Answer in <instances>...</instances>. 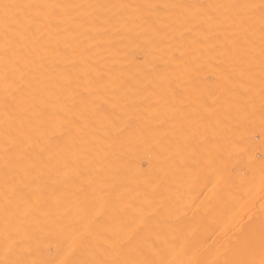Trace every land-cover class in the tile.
Here are the masks:
<instances>
[{"label": "bare ground", "instance_id": "bare-ground-1", "mask_svg": "<svg viewBox=\"0 0 264 264\" xmlns=\"http://www.w3.org/2000/svg\"><path fill=\"white\" fill-rule=\"evenodd\" d=\"M4 1H6V0H4ZM14 1H12V3L15 4L14 5L15 8L13 6V7H11V9H9V7H10L9 2L8 3L5 2L6 4L4 3V5L9 6V7L7 6L4 9H9V10H7V12L12 11L14 13L10 12L11 13V15H10V13H6L4 11L8 16L10 15V17H8V18H11V19H8L9 21H7V19H4V15H5L4 14L3 18L2 17L0 18V21H1L0 22V25H1L0 29L3 30L4 27L7 28L8 26H6L5 24L7 22L9 24V22L11 20L12 21L10 22L9 25L15 24L17 21V16H18V19L21 17L22 20H25L24 16H21V15L22 14L28 15V13H31L28 16L29 21L26 20L27 24H29L30 31L27 30L28 26L26 27L24 24H23L24 26L21 24V25L17 26L19 28L13 29L14 33L12 34L11 33L12 32L11 30L13 27L12 26L10 30L8 28V30L11 33L10 34L11 40L8 38L9 36L8 37L6 36L9 33H7L6 35H3L2 34L3 31H0V33L2 35V38L0 36V52L2 51L1 48H3V51L0 53V55L2 54L0 56V58H2L0 60V62H1L0 67H1V65L3 66V62H4V65L6 63H8V64H6L7 67L5 65V67L0 68V74L2 75L0 77L3 78V80H2L3 82H5V80H4L5 75H6V79L8 77V78H10V80L16 79L15 82L17 80L19 82H22V80L20 81V79H23V78L18 79V77L20 76L19 71L25 70L24 67L25 66L28 67L29 65L28 66L26 64L21 65V68H24V69L23 70L20 69L19 71H18V69L16 70L17 67L15 68V65H17V63H19L18 60H20V59H18L17 60L18 62L16 61L17 62L16 63L15 61L12 62L11 58H10L11 61L8 60L7 58L13 56L12 58H13V60H15L17 55H18L17 52L19 53V51H20V47L17 48L18 51L13 52V53L17 54L16 57L14 58L15 54L11 53L13 50L10 51L11 49L10 50L8 49V45L10 43H14V46H15V43L17 42L16 39H19V41H20V42H17L16 44L21 43L20 37H21V39H24V37H25L24 32H25V34H26V32H30V34H29L30 37H27V35H26L27 40L24 39V41H22V42L23 43H25V41L28 42L29 41L28 38H29L32 41L31 42L32 44H34L36 42L35 43L36 47H34V45L30 44L31 50H32L31 52L33 53V55L31 53H29V55H31V57H29L28 55H25V54H22V55L24 57L28 56V58L29 59L32 58V60L34 57V61H35L34 64L32 62H30L31 60H29V63L33 64L32 67H30V66L29 67H30V69L32 68V70L34 69V71H36V72L34 73L32 70H30V72H28V73L31 74V71L33 72L32 74L34 75V77H32V74H31V77L33 79L38 77L37 78L38 80L35 81L37 86H36V84H34L36 86L35 90L37 91V93H35V92L34 93L37 95L36 96L32 95V96H34V97L38 96L39 99L36 100L37 106H33L34 107L33 108L31 106L32 104L30 102L31 101L33 102L35 100H30L28 103H24L22 100V99H27L26 95L30 92V90L28 89L29 92L28 91L26 92L27 88L25 87L26 89L23 88V90L21 91V92H23L25 90V92L27 93L25 95V98L21 99L22 103L30 104V106H31V110H30V108L28 109V107H27L28 110H26L27 112H24V113L28 114L29 111L30 112L32 111L31 113H29L30 115L28 114L26 116V117H28V119H26L24 115H21V116H23L24 119H26L28 121L31 120L30 123L24 122V123H27L30 125H29V127H27L24 124L25 126H24V128H22V130L20 128H18L17 132L19 131L20 134L19 133L17 134V132H15L16 129L14 131L15 133L12 132L14 130V128H16L13 126L10 127V128L13 127L12 128L13 130H11L12 134L8 131L10 133V135L7 134V130H6V133H5V131H2V132H4V134H7L6 135L7 137H5V139H6L5 141H8V139H9V141L4 142L3 136L2 137L0 136L1 137L0 141L2 140L4 142L3 144L6 143V146L4 148H0V166L2 164L4 166L3 167L4 169L0 167V172L3 170L9 172V169L12 166L13 167L15 166L14 165L16 163L15 161H21L25 158L35 157L38 154V151L44 149L42 147L49 146V145H59L58 141L62 142L66 139V137H68L70 140L66 141L68 139L67 138L65 140L66 142L64 141L63 146L67 147V149L70 150L69 152H72V154L74 156H76V152L79 153L80 150H83L86 153L85 156H82L83 161H82L81 165H83V166H81V167L85 168L84 171H86V176L89 179L87 181L90 182V180L93 179L91 181V184L95 183L98 190L101 189L100 187H101L102 183H104L106 185V187H104L105 189L104 188L102 189L103 191L98 192L97 188L94 189V190H97V191H95V193H97V194H102V193L104 194L106 192L110 193L115 188H117L116 192L119 191L118 193H120L122 190L126 191V193H124V192L121 193V194H124L125 197L127 196V198H126L127 200H125L124 202L130 203L132 205L131 208L134 209L133 214H131L132 211H128V212L126 211L123 213V217H125L127 221H130L131 218H133V217L135 218L137 216V215H135L136 209L143 210L145 208L142 205V203H145V202H148L149 200L151 201L152 199H154V197L152 198V196L154 195L156 190H157L156 193L157 192L162 193L163 189L166 188L167 192H166V190H164L165 191V192L163 191L164 194L162 193V195H165L163 197V201L161 200L162 197H160L159 201H156L157 203L155 202V204L159 203L160 204V205L158 204L159 206H168V204H169L168 207H170L171 203L174 205V204H177L179 202L178 200H181V195L184 194V192L182 193V190H184V188H187V187H183V186H188L189 189H190V187H192V190H195V189L197 190V188L199 189V187L201 188V184H202V187L204 185L207 186V183H208L207 180L212 181V179H209L211 176V173H212L213 178H218V179L222 178L223 179V182L221 184H219L216 187H213V188H215L214 189L215 195L213 196V200H216L218 202L221 201L225 195L229 194V191H228L229 187L237 189V190L242 191V192H245V196H244L243 202L238 207L234 208V210L232 212L233 216H230L228 222L225 224V227L218 230V231H215L213 234L210 235L211 237H208V235H207V237H206V238H208L207 241L208 242L211 241V244H217L219 246L226 247V249H224V250L221 249V250H219V252H217V254H219V256H221L224 259L226 264H264V229H262L263 219H262V216L257 211L253 210L254 206L259 202L260 197L262 195H264V0H31V1H33L32 3L30 0H26L30 3L29 5H31L33 8H31L29 6L30 8L26 7V8H24V10H23V7H25V6L19 7ZM17 2L19 3V5L23 4V2L22 3L20 2V0H17ZM0 3H1V1H0ZM32 4H34V5H32ZM26 6H28V4H26ZM1 8H3V6ZM4 9H2V11L1 10L0 11L3 12ZM17 9H21L20 10L21 15L20 14L18 15ZM34 9L36 12L35 11L33 12ZM13 10H15V11H13ZM34 13H36V14H34ZM13 15L16 16L15 21H13V19H14ZM21 19H20V21H22ZM4 20H6L7 22L5 21L6 22L5 23ZM3 22H4V24L2 25ZM30 25L33 28H31ZM22 27H24V28H22ZM5 31L9 32V31H7V29ZM31 31H36L37 33L33 32L35 34L34 35V34H32ZM17 32H18V34H17ZM20 33L21 34L23 33V34L21 35ZM15 36H17V37H15ZM22 36H24V37H22ZM37 36H38V39L36 38ZM33 39H35V40H33ZM3 40L5 41V44H3L4 43ZM12 40H13V42H11ZM6 41L8 42V44H6ZM36 44H39V45L37 46ZM3 45H5V47L7 45V48H5ZM26 45H27V43H26ZM17 46H20V45H17ZM28 46H29V44H28ZM22 47H23V44H22ZM33 48H35V49H33ZM26 49H28V48H23V50H25V52H27ZM7 50L10 52L6 53L7 55L5 56L4 53L7 52ZM36 53L38 55L40 53V55L37 56ZM8 54H11L12 56H8ZM37 57H38V59H37ZM28 58L25 59V63H27L26 61ZM3 59L6 60V62ZM23 64H24V60H23ZM36 65L38 66V68ZM9 66L11 68H9ZM22 66H24V67H22ZM8 68H9V70H8ZM1 69L2 70L4 69V70L2 71ZM15 70L18 71V73L17 72L14 73ZM21 71H20V74L23 73V72L21 73ZM11 72H13L12 78H11ZM30 74H27V73H26V75L23 74L24 79H26L25 77L29 76ZM13 75H15V78ZM35 75H36V77H35ZM2 78H0V79H2ZM172 79L176 80L175 82L178 81L177 84L179 86L175 84L176 87H179V90L177 89L178 92L175 90V85H174V82L172 81ZM200 79H202V80H200ZM142 80H144V81L149 80V82L154 80V81H152L154 83H155V81H158V82L161 81V82H159L160 84L157 82L155 83L156 85L158 84L157 86L154 85L155 89H156V87L158 89V90H156L157 92H155V89H154V86L152 85V82L148 84ZM186 80H187V83H186ZM106 81L109 83V85ZM117 81H119V82H117ZM124 81H126L127 85H126V83H122L123 85L122 84L121 85L122 86L125 85V87H127V89H126L127 93H123L124 89L119 87V86H121L120 83L124 82ZM127 81L132 82L133 89H135V90L132 89L131 82H127ZM134 81L136 83L139 81V83L142 82V84H144V83L148 84V85L145 84L146 86L143 85L144 89L146 88L145 91H143L144 89L142 88L143 86H141V84L136 85V83H135V85H133ZM162 81L165 83L171 82L174 86H172V84L170 83L171 86L170 85H169L170 87L168 86L170 88L168 91V88H166L167 86H165L164 83H162ZM166 81H169V82H166ZM197 81H198V84H197ZM206 81H208V82H206ZM212 81H214L213 82L214 84L212 83ZM10 82L9 83L6 82V83L10 84L7 87H9L11 90L10 86L14 85L15 83L13 82L14 84H12V82L11 83ZM17 82L15 85H17ZM19 82H18V85H19ZM93 82L96 84L94 85ZM97 82H99V83L97 84ZM101 82L102 83L106 82L107 88ZM227 82L231 83L232 87H228ZM0 83H1V80H0ZM6 83H5V85H4V83L2 84V85H4L3 87H5V89H6V85H7ZM139 83H137V84H139ZM192 83H193V85H191ZM200 83L201 84L204 83L205 87L203 84L201 87ZM150 84L153 86V87H151L152 90L150 89V86H149ZM27 85H28V82H27ZM110 85H111V87H110ZM166 85H168V84H166ZM185 85L188 87V89L190 88V85H191V89L187 90V87ZM206 85H208V86H206ZM93 86H95L96 89ZM112 86H113V88H112ZM116 86L119 87L121 89V91L123 90L122 92H119V93L120 94L122 93L123 96L127 95V97L130 98L131 102H132V98H133L132 96H134V95L140 96L138 94L140 89H143V90H141V92L143 91V93L141 94V92H140V94L143 96L140 98L142 99L144 97L145 101L147 100V98H146L147 94L149 96V93H151L153 91L152 92L153 94L151 93V95H150L151 97L150 96L149 97L154 102L152 103L150 100V103H149V99H150L149 97H148V100L146 102H144V101L141 102V101H139L140 98L136 96L137 97V99L135 97L136 100L133 98V102H135V105L133 102L132 103L128 102L129 104H127V102H126L127 106H125L126 105L125 101H128V99H125L126 98L125 96L121 97L122 94L119 95L118 91H120V90ZM140 86H141V88H140ZM147 86H149V87H147ZM193 86L194 87L198 86V91L200 90L199 91L200 93L198 94L199 97L198 96L192 97L193 95H196L198 93L196 87L194 88ZM108 87L110 88L109 91L107 90ZM128 87L130 88V90L132 89V91H134V92L132 93V91H130ZM137 87H139V88H137ZM172 87H173V89H172ZM182 87H183V89H182ZM192 87H193V89H192ZM206 87H207V89H205V90L201 89V88H206ZM13 88L15 89V86H12V89ZM32 88H31V90H32ZM111 88L112 89H118V90H116L117 93L115 92V90H112ZM164 88H166V90L168 91L167 92L168 94L166 93ZM184 88H186L185 89L186 91L184 90ZM19 89H17V90H19ZM21 89H22V87H21ZM180 89L183 91H180ZM194 89L197 91V93ZM209 89H210V91H209ZM93 90H96V91H93ZM97 90H98L99 94L102 91L101 94L103 97H106L108 94L109 95V96H107L108 100H106V98H103L101 96V94L99 95ZM146 90L148 92L147 94H146ZM190 90L191 91L194 90V91L191 92ZM3 91L6 92L4 90V88H3ZM73 91H76L78 93L73 92ZM92 91L97 92V93H93ZM160 91H162V92H160ZM173 91L175 93H173ZM184 91L186 93H183ZM11 92L12 91H10V93ZM16 92L17 91L15 89V92L13 94H15ZM103 92H105V93H103ZM108 92H111V93H108ZM179 92H180V95L183 93L182 94L183 97L182 96H179L181 98L177 97ZM188 92H189L191 97L188 95ZM32 93H29V94H32ZM70 93L73 95V97H72L73 99L70 97V96H72ZM129 93H132V94H129ZM162 93L163 94L165 93L166 95H168V98H166V95L164 94L165 95L164 96ZM170 93H172V94H170ZM191 93H193V95ZM209 93H212L213 99L210 98L211 94L207 95ZM9 94H7V95L8 96L12 95V93L10 95ZM60 94L63 95L61 97V100L58 99V97L61 96ZM76 94H78V95H76ZM85 94L86 95L88 94L87 98H89V99L83 98V96L86 97ZM104 94H105V96H104ZM154 94H155V96H153ZM159 94L161 95L162 98L160 97ZM202 94L205 96L206 95L210 96L209 101H207L208 98L204 99L205 96L204 97L202 96V98H203V99L201 98L202 102H199L201 100V99L199 100V98L201 97ZM19 95L22 96L24 94H22V93L20 94V91H19ZM91 95L94 96L93 100H96V98L98 97L99 100L101 101V99L103 98L102 103L98 102L99 100H96L95 103H94V101L93 102L90 101L92 99ZM96 95H98V96L96 97ZM117 95H118V97H121V98L120 99L117 98L118 100L114 99V98L113 99L117 100L120 103L116 102V104H114L115 101L112 99V96L116 98ZM174 95H176L175 98H173ZM67 96L69 98H67ZM74 96H75V98H74ZM12 97L13 96H11V98ZM15 97H13V98H15ZM30 97H31V95H30ZM63 97H65L63 100L64 102L62 101ZM153 97L155 99H153ZM163 97H164L165 101L161 100V99H163ZM170 97H171V103L169 101ZM188 97H189V99H188ZM197 97H198V100L196 99ZM18 98H20V97L17 96V99ZM191 98H192V100H191ZM2 99H4V98H2ZM74 99L75 100L77 99V101L79 100L78 102L76 101L77 106H76V103H74L75 108L72 107L73 106L72 100L75 102ZM81 99H82V101H83V99H85L86 101L85 100L84 101L86 102L87 105L85 104L84 101L82 102ZM111 99L114 101V103L112 101L113 104L110 103ZM121 99L124 101H122ZM175 99L176 100L178 99L176 101L177 103L175 102ZM181 99L183 100V102H181L182 101ZM13 100L15 101L16 99H13ZM155 100L157 102H155ZM205 100L207 102L203 103V101H205ZM11 101H12V99H11ZM58 101H60V102L58 103ZM65 101H67V102H65ZM104 101H106L107 105L104 104L105 103ZM160 101H161V103H164V104H161ZM190 101H191V103H194V105L191 106ZM0 102H2V100ZM3 102L6 103L5 100H3ZM36 102H33V103L36 105ZM121 102H123L124 105ZM143 102L146 103L148 105V107L147 106L144 107V104H141ZM147 102L151 106H149V104ZM166 102L170 103V104H167ZM178 102L181 103L180 105H184V104L186 105L188 103V106H190V107L184 105V107H185L184 108L183 106H180ZM12 103L14 104L13 101H12ZM65 103H68L67 105H69V104L70 105L67 106ZM88 103L90 104L91 108L89 107ZM97 103L102 104L104 106L103 107L104 109L101 107L102 105L99 107L97 105ZM154 103H155V106H156V104H158V105L160 104L161 106L162 105L163 106L160 108L157 105L154 108V105H152ZM207 103H209V104L211 103V105H207ZM17 104L20 105L19 102ZM165 104H167V105H165ZM203 104H205V105H203ZM212 104H214V105H212ZM1 105H3V104L1 103ZM64 105H66V106H64ZM142 105L144 108V112H146V114L148 113L147 115H149V116H147L148 118L145 116L146 114L143 112V109H142V112L145 115L142 114V112H141L140 108L142 107ZM177 105H179L180 108H177L178 107ZM131 106L135 110L137 107V110H136L137 113H136V111L134 112V110L133 111L131 109L129 110V108H132ZM139 106H141L139 108L140 110L138 109ZM6 107H9V106H6ZM25 107H26V105H25ZM58 107H60L59 111H58V109H59ZM169 107H171V108H169ZM186 107L191 108V109H188ZM87 108L88 109L90 108L89 112L91 114L87 112V110H88ZM98 108H101L103 110H99ZM145 108H149V109L147 110ZM159 108L161 111H159ZM172 108L173 109L176 108L178 110H175V111L169 110ZM193 108L195 110L200 108L198 110H201V111L200 112L198 110L195 111V110H193ZM204 108L205 109L207 108V109L205 110ZM208 108H209V110H208ZM1 109H3V108H0V110ZM8 109L9 108H7V111H8ZM11 109H12V106H11ZM11 109H9V110H11ZM21 109L19 108V110H18V108H17V110H18L17 112H19ZM67 109L70 111L67 112L68 111ZM91 109H92V111H91ZM96 109H98L99 111ZM152 109H154V110H152ZM162 109H163V111H162ZM182 109L185 111V113L187 111V113H186L187 115L184 113V111ZM3 110H5V109H3ZM210 110L212 112H210ZM101 111H103V112H101ZM126 111H128V113ZM149 111L152 113V115L154 113V115L152 116L151 113H149ZM166 111H168V112H166ZM178 111H180V112H178ZM206 111L208 114H203V112L206 113ZM0 112H2V110ZM17 112L15 113L16 115L11 114L13 116L12 119H14L15 116L17 117ZM98 112H99V114H98ZM158 112H160L162 114H160ZM194 112H196V113H194ZM9 113H11V112L9 111ZM20 113H18L19 114L18 118L20 117ZM32 113H34V114H32ZM60 113H61V115H60ZM105 113H107V114L109 113V114L105 115ZM121 113H122V115L124 113L125 114L127 113L128 115L126 114V117L129 116L130 118L129 117L128 118L131 119L132 122H133V118H132L133 114H134V116H133L134 122L137 121L136 119L139 118V116L141 117V115L145 116V118L142 116V118L144 120L147 119L150 121L145 120V122H143L141 120L142 118L138 119L137 123L135 124V128L134 127L132 128L133 131H135V129H136L135 132H133L131 129H128V127L131 128L130 125L134 126L133 125L134 123L131 124L132 122H130L131 121L130 120L129 121L130 125H128L129 122H127V121L129 119H127L124 116L125 114L123 115L124 118L122 120V124H120L121 123L120 120L122 119V117H121V119H120V117L119 118L117 117L119 120L118 121L119 123H118V125L116 123H114V127H111L112 125H109L110 124L109 122H108L109 124H106L107 122H105L106 121L105 119H106V117L111 116L110 114H113L112 116L116 118V114H117V116H119ZM139 113H141V114H139ZM155 113L158 114L160 117L158 115H156ZM209 113L211 114V116H209L210 115ZM214 113H215V115H214ZM2 114H5V113H2ZM2 114L0 115L1 116L0 121L2 119ZM7 114L8 113H6L3 116L6 117ZM49 114H52V116H54L53 117L54 119H52V116H51V118H50L51 120H48L49 118H47V116ZM72 114L75 116V118H73L71 116ZM75 114L77 116L80 114L78 116L79 118ZM92 114H93V116H91ZM102 114H103V116H102ZM114 114H115V116H114ZM171 114H172V117H171ZM175 114H176V116H175ZM184 114L186 115L185 118H184ZM191 114H193V116ZM194 114H197V116L196 115L194 116ZM201 114H202L203 119L201 118ZM122 115H120V116H122ZM181 115H183V116L179 119V117ZM68 116L71 118L70 121H67L69 118ZM161 116H162V118H161ZM198 116H200V118H198ZM206 116H208L210 118V119L208 118L209 120L206 119V120H208V122L205 120ZM9 117H11V116L9 115ZM23 117H21L19 119H22ZM31 117H32V119H31ZM91 117L94 118V119H92L93 121L91 120ZM113 117H111V118L108 117V118L112 119ZM152 117H155V119L154 118L152 119ZM156 117L158 118L157 120H156ZM164 117L168 118V120H165L166 118H164ZM33 118H35V119L33 120ZM102 118L104 119V121L102 120ZM182 118H184V119H182ZM192 118L194 120H192ZM12 119H9L11 121H9V120H7V121L15 124L16 121L13 122L14 120L12 121ZM19 119L17 120L18 125L20 124ZM65 119H66L67 123H65L66 122ZM124 120H127L125 122H127L128 124L127 123L125 124ZM169 120H171V121H169ZM72 121L73 122L75 121L76 124L70 123ZM141 121H142V123H141ZM167 121L170 124V127H169V124L167 123ZM189 121H190V123H189ZM60 122H62V123H60ZM113 122H115L114 118H113ZM149 122H150V124H151V122H153L155 124L158 123L160 126H158L157 124L156 125H157L158 129L161 128V130L163 127H166L165 125H167L166 129L168 127L170 128V129L168 128L166 131L169 133V130H170V134H169V137L171 136L170 140H169V138H167L168 136L166 137V135L168 133H164V131L166 130L165 128H163V130L164 129L165 130L162 131V134L164 133V135L162 136V134L160 133L161 130L159 131L156 128V125H155V128H153L154 124L152 123L153 125L151 124V126H150ZM181 122H183L185 127L188 126V127H186L188 130L186 128L184 129V126ZM206 122H207V124H204ZM145 123H146V125H145ZM174 123H175V125H174ZM179 123L182 125H180ZM188 123L189 124L193 123L191 125H193L194 127L191 125L189 126ZM7 124H9V123L7 122ZM14 124H11V125H14ZM64 124L65 125L67 124V126H65ZM69 124L70 125L73 124L74 126L72 125L71 127L74 128V130L76 128L78 130L76 129V131H73V129L69 126ZM115 124H116V126H115ZM137 124H139L140 126H138ZM147 124H149V129L147 128L148 127ZM163 124H164V126H163ZM213 124H214V126H213ZM171 125L174 127L172 128ZM196 125L198 128L196 127ZM206 125L208 127L209 126H211V127L208 128V127H206ZM0 126H2V125H0ZM7 126L5 127V129L7 128ZM15 126H17V125H15ZM22 126H20V127H22ZM136 126H138L139 128H137ZM161 126H163V127H161ZM178 126L181 129L180 131H179ZM203 126H204V129H203ZM25 127H26V129L29 128L28 133L30 132V134L26 133L27 131H24ZM60 127H62V128H60ZM108 127L110 128V130L113 128L114 131L112 130V133H114V135H115V136L113 135L114 137L127 135V136H124L126 138L125 141L127 142L128 141L127 138H128L129 141L131 140L130 141L131 144L135 143V145L132 146L131 144H129V141H128L127 146H124V147H126V150L125 151L122 150L125 153V157H126L125 162L129 166V167H127L126 164H124V167L125 166L127 167V168L125 167V169H127L126 175H124V173H125V170L123 169L124 167H122V169L124 170V173L122 172L123 175L121 174V172H119L122 177L126 176V179H124L125 181L123 180L122 182L121 181L119 182L118 178H117L118 182L115 180V178L118 174L115 175V178L113 177L114 179L111 177L112 176L111 175L110 178H112L113 181H112V179H110V183H109V181L106 182L107 181L106 178H109V174L112 173L110 171H113L114 167L116 168L118 166L109 167V163H111V160L108 163V159H106V160L104 159V156L106 157V155H107L106 154L103 156V154H105L104 153L105 150L103 151L102 156H103V159L105 160V163L106 162L108 163L109 168L101 167V165L103 163L101 165L97 164L99 162L100 163L102 162L101 161L102 158L100 155L102 152L101 150H100L101 152L99 155L95 152H92L93 148L91 151H89V147H91V145L94 146L95 150L97 149V148H95L94 144L99 143V142H97V140L99 141V139L101 137V136H99V133L100 134H101V132L103 133L102 130H105L106 128L108 129ZM150 127L152 128V130ZM190 127L191 128L193 127L195 135H196V139L199 137L197 139L198 141H194V142L191 141V139L193 138L192 136L194 135L193 134L194 132H193V129L191 130ZM195 127H196V129H195ZM199 127H200V129H199ZM125 128H127V129H125ZM140 128H143L142 129L143 133H141L142 130H140ZM174 128L175 129L177 128L179 132L177 130L175 131ZM207 128L212 129V130H209V132H207V133H209L208 135L205 132V131H207ZM7 129L9 130V128H7ZM67 129H68V131H67ZM173 129H174V132L177 133L176 134L177 138L175 137V133L173 132ZM231 129H234L233 133H231V131H230ZM47 130H48V133L44 132ZM70 130H72L74 133L71 132ZM129 130H131V131H129ZM185 130H187L188 133H186L187 131L184 132ZM36 131L38 133H36ZM64 131L66 132L65 139H63V137L65 135H63V137H61L62 135L60 134V133H63ZM77 131H79L78 132L79 134L77 133ZM126 131H128V133ZM151 131L153 132V134H151ZM65 132H64V134H65ZM125 132H126V134H125ZM131 132H132L133 136H134V133L137 134V132H138L137 137H135L136 136L135 135L133 138V136L130 135ZM154 132H156V133L154 134ZM191 132H192V135H191ZM196 132H199V134ZM23 133L25 136L22 135ZM31 133H34V134L31 135ZM121 133H123V134H121ZM181 133H185V134H181ZM0 134L2 135L3 133H0ZM72 134H74V135H72ZM156 134L159 136V138H162V140L163 139L164 140L161 141V139H160L161 142L159 143V138L156 136ZM189 134L192 138L189 137ZM200 134H202V135L200 136ZM251 134H255L259 137L258 139H256L257 143H254L253 147L250 150L242 149L240 147L242 145V141ZM26 135L28 138L26 137ZM77 135H78V137H76ZM101 135L103 136V134H101ZM172 135L174 138L172 137ZM182 135H184V136H182ZM185 135H187V137H189V138L185 137ZM205 135H206V137H205ZM212 135L214 136V137H212L214 139L213 140L214 143L213 142L211 143V141H212L211 136ZM8 136H9V138H8ZM10 136H12V137H10ZM20 136L23 138H20ZM178 136H180V138ZM73 137H74V139H73ZM103 137H106V136H103ZM109 137H110V133H109ZM111 137L108 139L109 140L112 139ZM141 137L144 139H142ZM202 137L205 138L206 141L204 139L202 140ZM24 138H26L27 140H25ZM75 138L78 140L76 141ZM148 138L150 140V145H149ZM207 138H210V139H207ZM22 139H24L25 141H22ZM59 139H61V140H59ZM71 139L73 140V142L71 141ZM104 139H106V138H104ZM108 139H106L105 141H107ZM136 139H138L139 141L141 140L142 143L144 142L145 144L146 143L148 144V145L142 144L140 146V147L143 146L144 149L142 148V150L143 151L146 150L145 152H147V153H144L142 151L143 152L142 153L143 158H141L142 155H141V157H137L138 154H136V153H137L138 149H140V151H138V153L141 152V148H138L139 147L138 144L141 143V141L139 142ZM156 139H158V140H156ZM173 139H174V141H173ZM180 139H182V140H180ZM185 139H187V140L190 139L189 143H192V144L194 143V144L191 145V147H190L189 143H187L186 142L187 140H185ZM196 139L194 136L193 140H196ZM199 139H201V140H199ZM13 140L17 141V143L14 142ZM74 140L76 142H74ZM101 140H103V138H101ZM120 140H121V138H120ZM143 140H145V141H143ZM165 140H166V142L164 143ZM167 140H169L170 142ZM183 140H185V141H183ZM207 140H208V142H207ZM2 141H1V143H2ZM114 141H117V140L115 139ZM132 141H135V142L132 143ZM137 141H138V144H137ZM172 141L174 144L172 143ZM111 142H113V139ZM152 142H156V143L154 144ZM206 142L208 145L206 144ZM67 143H69V144H67ZM104 143L107 144L108 141L104 142ZM170 143H172V145ZM181 143H183V144L185 143L184 145H186V143H187L188 146L187 145L186 146L189 149H185L186 146L184 147L183 144H181ZM209 143H210V146H209ZM28 144L34 145V148L26 149V145H28ZM62 144L63 143H61V145ZM117 144L118 143L116 142V145H115L116 147H117ZM13 145H16L15 149H13ZM102 145H103V143L100 144V146H102ZM123 145H124V143H123ZM152 145H155V147L158 145V148L160 145V148H162V149H158V150H161L163 152L160 151L159 153H156V152H158V150L155 151V149H154L155 147H152ZM170 145L173 148V150H175L177 148V151L175 150V152H177L178 154L180 153V155H178V156L176 155V157L175 156L172 157L175 152H173L172 148H170ZM180 145H182L184 147V148L181 147L182 149L181 148L180 149L182 151L181 150L180 151L183 153L185 151H188V152H186L187 155H189L188 157L185 153L183 155V153H181L179 151ZM109 146L112 147L111 144H109ZM136 146L138 149L136 148ZM162 146L164 148L167 146L166 150L167 149L168 150L167 151L164 150V148ZM212 146L215 148V150ZM68 147H70V148H68ZM147 147L149 149L151 148V151L153 153L148 152L150 150L148 149V151H147ZM209 148H211V149H209ZM60 149L63 150L64 148L63 149L60 148ZM100 149H102V147H100ZM104 149H106V148L104 147ZM109 149L111 150V148H109ZM152 149H154V150H152ZM156 149H157V147H156ZM212 149H213V152H212ZM58 150L59 149H57L56 152H58ZM61 150H60V152H61ZM115 150H116L115 151L116 154L118 151H120V149H117V148H115ZM169 150H172V151L170 152ZM49 151L53 152L55 150L52 149ZM97 151L99 153V150H97ZM206 151H208V152H206ZM214 151H216V152H214ZM111 152H113V149ZM164 152L166 153L165 155H163ZM106 153H108V150ZM113 153H112V155H110V157L113 156ZM171 153H173V155ZM189 153L191 155L193 153L194 155H192L190 157ZM197 153L199 154L198 157H197ZM214 153H216L217 156L220 157V161H222V162H220V161L212 162L211 161L210 158L212 155H214ZM61 154H62V152H61ZM63 154H66V153H64V151H63ZM116 154H115V157H116ZM153 154L156 157L155 159H157V160L159 159V161L156 162V161H154V159H152V158H154V156H152ZM160 154L163 155L162 159H161ZM168 154H171L172 156L168 155ZM67 155H71V154L67 153ZM166 155H167V157L170 156L171 158L167 159ZM207 155H208V159H210L209 161H207L208 160ZM107 156H109V155H107ZM118 156H120V155H118ZM121 156H122V154H121ZM138 156H140V154ZM150 156H152V158ZM200 156H201V159L205 156L204 158H206V159L203 160V163H205V164L202 163V160L198 159V158H200ZM1 157L3 159L5 157V159L7 160V164L2 162ZM67 157L71 159V156L70 157L67 156ZM178 157H179V159H178ZM185 157H186V159H185ZM193 157H194V159H193ZM139 158H141V159H139ZM175 158L177 160H175ZM235 158L239 159V161H240V164L237 167H234V165H233V160ZM118 159H120V158H118ZM142 159L146 163V165H145L146 168L144 170L142 169L140 161H139ZM173 160H175L177 162L180 160L179 162L181 164L178 163L179 164L178 165ZM188 160L192 164L198 163L197 165H199V166L194 165L193 166L194 169H193V167H191V165L189 164L190 162ZM198 160H200V161H198ZM160 161L162 163H160ZM206 161H207V163L211 161V164H214V165L209 166V164L208 165L206 164ZM119 162H120V160L118 161V163ZM154 162H156V163H154ZM158 162H159V164H158ZM120 163H119V165H120ZM112 164H113V162H112ZM164 164H165V166H164ZM170 164L171 165L174 164V166H172L174 168L177 165L180 166V167L177 166L179 168V170L176 172V169L170 167L171 166ZM183 164H187L186 167ZM122 165H120V166H122ZM166 165H167V167H166ZM154 166H155V169H153ZM187 166H188V168L189 167L192 168V171L193 170L194 171L191 172V169L188 171H185V169L187 170ZM212 166L214 167L213 170L215 172L214 171L210 172L212 170L210 167H212ZM47 167L48 166L43 167V164L40 166H36V167L33 164L30 166H24V165L18 164L13 169L11 168L12 169L11 171L13 173L9 172L8 175L6 176L7 178L3 177L4 180L2 178L0 179L1 189L5 188V190H6V195H5L4 201L0 202V216L3 214V212L8 214V216L5 217V219L0 221L1 222V224H0V249H2L3 247H7L10 244L16 243L19 240H23V241L28 242V244L26 245V248H25V250H27L26 252L17 253V254H14L12 256L11 262H13L15 264H57L56 263L57 260L55 261L54 258L56 259L57 256L61 255V253H62L58 250L60 243L66 242V240L70 239V237L72 236V233L67 231V230H63V231L61 230L62 232L55 230V226L57 227V224L55 223V216L52 217L51 219H46L44 217V215H46V214H53L59 210V209H57V207H59V205L57 204L58 203L57 200L59 201L58 198L60 197V195L58 193L62 192L61 193V197H62L63 191H66V189H67V186H66L67 181L65 178H61V179H63V181L60 180L62 182V183L60 182L61 183L60 188H59L60 183L57 180L56 181L58 183L57 184L55 183V185L58 188L55 185L49 186V188H47V189L40 187L42 184V182H40L41 180L40 181L37 180L35 178L36 173L34 175L33 172H31V171L36 168V170H37V172H39V174H44L46 172L44 169H46ZM182 167H183V169H181V171H180V168H182ZM205 167L208 168L209 172L207 171V168L203 169ZM97 168L99 171L97 170ZM161 168H163V169L159 170ZM165 168H167V170H165ZM201 168H202V170H204L203 172H202ZM18 169L21 170V172L20 171L19 172H20V175H22V177H28L29 175L30 176H29V178H27V180L19 183L18 185H15L12 182L13 179L14 178L17 179L18 177H21L19 175V173L16 172V170L18 171ZM104 169H105V171L107 170L106 173H104L105 172V171H103ZM118 169L116 168L113 171L114 174L118 172ZM168 169H170L171 172ZM199 169H200V173L197 171ZM58 170L56 172L59 174L60 172H58ZM157 170L159 171L161 176L164 175L163 178L161 176L159 177L160 174L157 173ZM174 170L176 172L174 175L177 174L176 177L173 175ZM182 170L184 171V173H181V172H183ZM195 170H196V172H195ZM160 171H162V173ZM166 171H167V173H166ZM205 171H206V173H205ZM25 172L26 173L28 172L29 174L27 173L28 175H25L26 174ZM100 172H101V174H98ZM145 172L147 173V175L145 174ZM155 172H156V174H155ZM163 172H165L166 175ZM168 172L170 174L169 176L167 175ZM140 173L145 174L144 176L142 175L144 177L143 180H145L144 182L147 183V181H148V183H149V184H146V183L145 184L148 186L151 184V187L153 189L147 188L148 191L145 190L146 185L144 184V182L142 180H140V178L142 177L141 175H139ZM150 173L152 175H148ZM189 173H190V175H189ZM196 173H199V176ZM208 173H209V175H208ZM12 174H16L15 177ZM45 174H47V173H45ZM97 174L99 176H97ZM182 174L183 175L186 174L184 176L185 179L183 178ZM193 174L196 175L197 177H194ZM203 174H204V178H206L205 180L202 177ZM66 175H67V172H66ZM88 175H90V176H88ZM214 175H216V176L214 177ZM55 176H56V174H55ZM102 176H104V177H102ZM137 176H139L140 178ZM147 176H149V177H147ZM165 176L166 177L168 176L169 178L168 177L166 178ZM92 177H94L95 179H96V177H98L97 179H99V180H97V181L100 184L96 183L97 181ZM122 177L121 178L119 177L120 180H122ZM153 177L156 178L157 180L153 179ZM190 177H191V179H190ZM201 177H202V180H199V179H201ZM101 178H103V179L101 180ZM159 178H161V179H159ZM173 178H174V180H173ZM181 178H182V180H181ZM187 178H188L190 183H188ZM59 179H60V177H59ZM64 179H65V181H64ZM104 179H106V181ZM148 179H151V181ZM162 179L164 180V182ZM193 179L199 180V181L197 180V182H196L197 184L193 183V182H195V180H193ZM170 180L171 181L172 180L178 181L179 183L177 182L176 184L180 187V189L177 185L173 184ZM102 181H104V182H102ZM152 181L154 184L151 183ZM158 181H160L162 183H160ZM203 181L204 182L206 181L205 182L206 184H204ZM26 182H28V184ZM64 182H66V183H64ZM169 182L171 185L169 184ZM2 183H3V185H2ZM142 183L144 186L142 185ZM165 183H167V184H165ZM191 183L195 187L193 185L192 186L189 185ZM46 184L48 185V183H46ZM104 184L102 185V187L105 186ZM156 184L160 185V189L158 188L159 186H157ZM162 184H163V186H162ZM179 184L180 185L182 184L183 186H180ZM199 184H200V186H199ZM210 184H213V182H210ZM97 185H99V186H97ZM139 185H141L140 188H139ZM154 185H155V187H154ZM172 185L178 187L179 191H181V192H179V191L175 192L176 187L174 188ZM169 186L171 189L169 188ZM62 187H65V188H62ZM92 187H95V186L91 185V188ZM142 187L144 188V190ZM92 189H91V192L94 191ZM149 189H150V191H149ZM151 189H152V191H151ZM56 190L57 191L59 190L58 193H56L57 192ZM141 190H143V191H141ZM172 190H174V191H172ZM171 191H172V193L175 192L174 193L175 196H173L174 194L172 196L170 194H168V193H171ZM178 193H181V194H178ZM76 194L79 195L80 192L76 193ZM167 194L169 196H171L172 199L171 198L169 199L168 198L169 196H167ZM98 197L100 200L102 199V198H100L102 196L98 195ZM98 197L96 198L97 201L99 200ZM122 197H120L119 199H121ZM88 199L95 200V197L94 196L89 197ZM176 200H177V202H176ZM160 201H161V203H160ZM36 203H38L39 206H37ZM25 204H26V206H25ZM56 204L58 206H56ZM2 205H4V206L2 207ZM20 209H22L23 213L21 215H17L15 210H20ZM171 217H173V216H171ZM176 217L177 216L174 217L175 219L168 217L167 220L163 224H162L163 221L160 223V225L162 224V226L159 230L161 233L166 232L170 236H174L173 240H171L172 243L164 244L161 247L159 245H157V246L154 245V241H155L156 237H159L162 235H160L156 232H152V231L147 233L143 229L144 225L139 226L140 228H142L141 231H131V230L127 231V229L125 230V228L122 227L125 230L124 231L122 228H120L121 230H123V232H125L127 234L129 240L125 246H122L121 248H119V250H120L119 260L118 261L115 260V262H113L112 264H187V259H186L187 257H186L185 252H183V251H184V243L188 242V241L183 240L185 237H184L182 232L176 233L177 231H175L174 225H175V227H177L178 226L177 224L180 223V219H182L179 216L178 217L180 219L178 217L176 219ZM175 220L176 221L178 220V221L175 223ZM182 220H184V219H182ZM10 221H14V222H10ZM136 223L139 224V223H141V221H137ZM11 224H14V225L12 226ZM42 224H45V226H44L45 230L44 231H40ZM89 226H91V225H89ZM91 228H93V230ZM94 228L95 227H90V229H89L90 234H93L96 231V228L95 229ZM121 230H119V232ZM144 234H146V235H144ZM178 234H181V235H178ZM41 236H45L48 239L47 240L48 244H46L45 246H43L41 248H38V247H36V244L38 242L37 240H39L41 238ZM164 242L165 241H162L161 243H164ZM173 245H174V247H172ZM194 247L195 246H194V244H192V240H191V246L188 248H190L189 250L192 251ZM168 253L172 256L170 259L167 258ZM144 255L147 258L143 260ZM153 257H157V258L153 259ZM45 260H47V262L43 263ZM106 263H107V261H106ZM0 264H11V263L5 259V256L3 257V255L1 254L0 255Z\"/></svg>", "mask_w": 264, "mask_h": 264}, {"label": "rangeland", "instance_id": "rangeland-1", "mask_svg": "<svg viewBox=\"0 0 264 264\" xmlns=\"http://www.w3.org/2000/svg\"><path fill=\"white\" fill-rule=\"evenodd\" d=\"M1 1V3H0V10L2 11V9H4V8H6L7 6L6 5H4V3L5 2H9L10 3V7H9V9H11V7H13L15 4L14 3H12V1H14V0H6V1H2V0H0ZM11 1V2H10ZM26 0H20V2L22 3L23 2V4H20L19 5V3L17 2V0H15L14 2L20 7H23V6H25V7H23V10H24V8H26V7H31V8H33L31 5H29L30 3L28 2V1H26ZM31 1V0H30ZM33 1H31V3H32ZM28 4V6H26V4ZM6 4V3H5ZM12 5V6H11ZM16 5V6H17ZM32 5H34V4H32ZM3 6V8H1ZM17 6V7H18ZM16 7V8H17ZM29 7V8H30ZM14 8H15V6H14ZM9 9H4L3 10V12L5 11L6 13H10V12H12V11H9V12H7V10H9ZM13 9V8H12ZM21 9H17V13H18V15L20 14L21 15V11H20ZM31 10V9H30ZM0 11V18L2 17L3 18V15H4V19H7V21H9L8 19H11V18H8V17H10V15H11V13H10V15L8 16L5 12L3 13V12H1ZM13 11H15V10H13ZM27 11V10H26ZM35 11V9L33 10V12ZM24 12V11H23ZM30 12V11H29ZM36 12V11H35ZM2 13V14H1ZM12 13H14V12H12ZM29 14H31V13H28V15H21V16H24V19L25 20H22L21 19V17L18 19V16H17V21H16V25L15 24H12V25H9L10 24V22L12 21H10L9 22V24H8V22L6 21V20H4V22L6 23L5 25L6 26H8L7 28H5L4 27V29L3 30H1L0 29V31H3L2 32V34L3 35H6L7 33H9V34H7L6 36L10 39L11 37H10V34L12 33H14V31H13V29H15V28H19V27H17V26H19V25H25L26 27H27V30L28 31H30V29H29V24H27V21L26 20H28V16H29ZM34 14H36V13H34ZM33 14V15H34ZM31 16V15H30ZM12 17V16H11ZM34 17V16H33ZM13 21H15V18H16V16H14L13 15ZM23 18V17H22ZM27 18V19H26ZM20 19L23 21H20ZM3 20V19H2ZM29 21V20H28ZM33 21V20H32ZM1 22V21H0ZM4 22L2 23V25L4 24ZM18 22V23H17ZM4 25V26H5ZM23 25V26H24ZM1 26V25H0ZM13 26V27H12ZM36 26V25H35ZM11 27H12V32L10 33V29H11ZM30 27H31V25H30ZM8 28H9V30H8ZM22 28H24V27H22ZM31 28H33V27H31ZM35 28V27H34ZM37 28V27H36ZM7 29V31H9V32H6L5 30ZM20 30V29H19ZM18 30V31H19ZM35 30V29H34ZM37 30V29H36ZM24 31V30H23ZM32 32V34H34L36 31H31ZM34 32V33H33ZM28 33V34H27ZM37 33V32H36ZM17 34H18V32H17ZM21 34V33H20ZM23 34V33H22ZM21 34V35H22ZM29 34H30V32H26V34H25V32H24V35H25V37L24 36H22V37H24V39L25 40H27V38H26V35H27V37H30L29 36ZM35 35V34H34ZM0 36H1V38H2V35H1V33H0ZM13 36V35H12ZM15 37H17V36H15ZM14 37V38H15ZM32 38V37H31ZM35 38V37H34ZM37 39H38V36L36 37ZM5 39V38H4ZM24 39H21V37H20V40H21V43L23 44V47H22V44L21 43H18V44H16L17 42H20L19 41V39H16L17 40V42L15 43V46H14V43H10L9 45H8V49L10 50V51H12L11 53L12 54H15V53H13L14 51H18L17 50V48H19L20 47V51L22 52H20L19 51V53L17 52V54H15L14 55V58L16 57V55H17V57H16V59L15 60H13V56L11 55V54H8V56H12V57H9V58H7L8 60H10L11 61V59H12V62H16L18 59H20V60H18L19 61V63H17V65H15V68H16V70L18 69V71L20 70V69H24L25 68V70H23V71H21V73L22 74H20V71H19V75L21 76H19L18 77V79H20V78H23V79H20V81L22 80V82H19L18 80V82H19V85H18V82H17V85H15L16 84V82H15V80L16 79H14V80H10V78H8L7 77V79H6V75H5V77H4V80H5V82H3L2 80H3V78L2 77H0V78H2V79H0L1 80V83L3 82L4 83V85H5V83L6 82H12V84H14V85H12V86H15V89H16V91L18 92H16L15 94H13L14 92H15V89L13 90L12 89V86H10L11 87V90H10V88L9 87H7V86H9L10 84H7L6 85V89H5V87H3L4 85H2L1 83V85H0V101L2 100V102H0V108H3V109H5V110H3V109H1L2 110V112H0V115L2 114V113H8L7 114V116L5 117V116H3V115H5V114H2V119H1V121H0V125H2V126H0V133H3L2 135L0 134V136L2 137L3 136V141L4 142H8L9 141V139H8V141H5L6 139H5V137H7L6 135L8 134V135H10V133H11V130H13L12 128L13 127H16V128H14V130L12 131V132H14L15 131V129H16V131L15 132H17V130H18V128H20L21 130H22V128H24V126L26 125L27 127H29V125L30 124H27V123H30V121L31 120H26V119H28V117H26L29 113H31L30 111H29V113L27 114V113H24V112H27L26 110H28L29 108H30V110H31V106L33 107V106H37V102H36V100L37 99H39V97L37 98V97H34V96H36L37 94H35V93H37V91L35 90V88H36V86H37V84H36V80H38L37 78H35V79H33L32 77H34V75L32 74L33 72L35 73L36 71H34V69L32 70V68L30 69V67H32V65L34 64V57H33V60H32V58L31 59H29L28 58V56L29 57H31V55H29V53H31L32 55H33V53L31 52L32 50H31V46H30V44H32L31 42V40L28 38V40L30 41H25V43H23L22 41H24ZM8 40V39H7ZM11 40V39H10ZM33 40H35V39H33ZM4 41V40H3ZM9 41V40H8ZM11 42H13V40L11 41ZM26 43H27V45H26ZM36 43V42H35ZM35 43L34 44H32V45H34V47H36L35 46ZM3 44H5V41H4V43ZM6 44H8V42L6 41ZM28 44H29V46H28ZM17 45H20V46H17ZM37 46L39 45V44H36ZM4 47H5V45H3ZM25 46V47H24ZM28 46V47H27ZM11 47V48H10ZM30 47V48H29ZM5 48H7V45H6V47ZM23 48H28V49H26V51L27 52H25V50H23ZM2 49V51H3V48H1ZM16 49V50H15ZM33 49H35V48H33ZM40 49V48H39ZM38 49V50H39ZM5 50V49H4ZM29 50V51H28ZM37 50V51H38ZM1 51V52H2ZM10 51H8L7 50V52H3L4 54H5V56L7 55L6 53H9ZM36 51V50H35ZM40 51V50H39ZM0 52V53H1ZM25 52V53H24ZM27 53V54H26ZM38 53V52H37ZM36 53V54H37ZM21 54V55H20ZM22 54H25V55H28V56H23ZM2 55V54H1ZM0 55V56H1ZM39 55H40V53H39ZM38 54H37V56H39ZM21 56H23L22 58L19 57ZM3 57V56H2ZM5 58V57H4ZM11 58V59H10ZM26 58H28L27 59V63H25V59ZM2 58H0V60H1ZM37 59H38V57H37ZM4 60V59H3ZM23 60H24V64H23ZM29 60H31L30 62H32V63H29ZM5 62H6V60H4ZM38 62V61H37ZM1 63V62H0ZM11 63V62H10ZM22 63V64H21ZM39 63V62H38ZM6 64H8V63H6ZM5 64V65H6ZM29 65L28 67H24V66H22V67H24V68H21V65ZM5 65H4V62H3V66L1 65V67L0 68H3V67H5ZM10 65V64H9ZM35 66V65H34ZM33 66V67H34ZM37 66V65H36ZM6 67H7V65H6ZM9 68H11L10 66H9ZM9 68H8V70H9ZM37 68H38V66H37ZM7 69V68H6ZM28 69V70H27ZM2 70V69H1ZM4 70V69H3ZM2 70V71H3ZM14 71V73L15 72H17L18 73V71ZM30 70H32L31 71V74H32V77H31V74L30 73H28V72H30ZM12 71V70H11ZM5 72V71H4ZM12 73L13 72H11V78H12ZM26 73L27 74H30L29 76H26L25 78L26 79H24V75H26ZM5 74V73H4ZM10 74V73H9ZM24 74V75H23ZM8 75V74H7ZM0 76H2L1 74H0ZM14 76V78H15V75H13ZM35 77H36V75H35ZM31 78V79H30ZM184 79V78H183ZM188 79V78H187ZM199 79V78H198ZM197 79V80H198ZM10 80V81H9ZM29 80V81H28ZM32 80V81H31ZM185 80V79H184ZM190 80V79H189ZM195 80V79H194ZM200 80H202V79H200ZM31 81V82H30ZM35 83H34V82ZM141 81V80H140ZM142 81H144V80H142ZM148 81V82H147ZM152 81H154V80H152ZM152 81H150L149 82V80H146V81H144V82H146V83H151ZM172 81L174 82V85L176 84V85H178L177 84V82H175L176 80H173L172 79ZM180 81V80H179ZM182 81V80H181ZM204 81V80H203ZM211 81V80H210ZM209 81V82H210ZM10 82V83H11ZM14 82V83H13ZM27 82H28V85L30 86H28L27 85ZM107 82V81H106ZM102 83V84H104L105 86H106V84L108 83ZM117 82H119V81H117ZM127 82H131V81H127ZM159 83V82H161V81H155V83ZM166 82H169V81H166ZM195 82V81H194ZM193 82V83H194ZM206 82H208V81H206ZM214 81H212V83H213ZM99 82H97V84H98ZM122 83H126V81H124V82H121L120 83V85L122 84ZM135 81H134V84L133 85H135ZM137 83H139V81L137 82ZM136 83V85H140L141 84V86H146V85H148V84H146V83H144V84H142V82H140L139 84H137ZM154 82H152V85L154 86V85H156L155 83L153 84ZM162 83H164V85L165 86H167L166 88H168V91H169V87L171 86V84L170 83H165V82H163L162 81ZM180 83V82H179ZM184 83V82H183ZM186 83H187V80H186ZM190 83V82H189ZM188 83V84H189ZM193 83L191 84V85H193ZM211 83V82H210ZM26 86H25V85ZM34 84H36V86L34 85ZM93 84L95 85L96 83H94L93 82ZM113 84V83H112ZM118 84V83H117ZM116 84V85H117ZM130 84V83H129ZM146 84V85H145ZM160 84V83H159ZM166 84H168V85H166ZM195 84V83H194ZM197 84H198V81H197ZM201 84V83H200ZM203 85H204V83H202ZM202 84H201V87H202ZM214 84V83H213ZM108 85H109V83H108ZM123 85V84H122ZM119 86V87H121V88H123L124 89V91H123V93H127L126 91V89H127V87H125V85L124 86ZM126 85H127V83H126ZM151 84L149 85L150 86V89L152 90V88L151 87H153ZM158 85V84H157ZM156 85V86H157ZM162 85V84H161ZM170 85V86H169ZM173 84H172V86H174ZM176 85H175V90L178 92V90H179V87H176ZM181 85V84H180ZM191 85H190V88L189 89H191ZM209 85V84H208ZM208 85H206V86H208ZM28 86V87H27ZM114 86V85H113ZM113 86H112V88H113ZM141 86H140V88H141ZM144 86L142 87L143 89H144ZM149 86H147V87H149ZM163 86V85H162ZM169 86V87H168ZM179 86V85H178ZM186 86V85H185ZM227 86L228 87H232V85H231V83H229V82H227ZM2 87V88H1ZM18 87V88H17ZM21 87H22V89H21ZM27 89H26V88ZM33 87V88H32ZM93 87H95V86H93ZM110 87H111V85H110ZM115 87V86H114ZM117 87V86H116ZM119 87H117L120 91H118V93L119 92H122L121 91V89L119 88ZM125 87V88H124ZM131 87H132V89H133V86H132V82H131ZM187 87V86H186ZM194 87V86H193ZM193 87H192V89H193ZM196 87V86H195ZM194 87V88H195ZM204 87H205V85H204ZM3 88H4V90L6 91V92H4L3 91ZM20 88V89H19ZM23 88L24 89H26V92L28 91L29 92V90H30V92L29 93H32V94H27L26 92H25V90L23 91V92H21L22 90H23ZM31 88H32V90H31ZM106 88H107V86H106ZM111 88V89H112ZM129 88V87H128ZM135 88V87H134ZM137 88H139V87H137ZM166 88H164L165 89V91H166V93L168 92L167 90H166ZM8 89V90H7ZM17 89H19V90H17ZM29 89V90H28ZM34 89V90H33ZM94 89V88H93ZM95 89H96V87H95ZM100 89V88H99ZM109 87H108V91H109ZM118 89H112V90H115V92H116V90H118ZM132 89L130 90V88H129V90L130 91H132ZM143 89H140L139 90V95L140 96H138V95H134V96H132L134 99H135V97L137 96V97H142L143 95H141L142 93H143V91H145V89L143 90ZM154 89H155V86H154ZM153 89V90H154ZM163 89V88H162ZM172 89H173V87H172ZM178 89V90H177ZM182 89H183V87H182ZM186 88H184V90H185ZM188 89V87H187V90H189ZM196 89H197V91H198V86L196 87ZM201 89H207V87L206 88H201ZM211 89V88H210ZM210 89H209V91H210ZM213 89V88H212ZM104 90V89H103ZM106 90V89H105ZM106 90V91H107ZM133 90H135V89H133ZM141 90H143L142 92H141ZM148 90V89H147ZM147 90H146V94L148 93L147 92ZM150 90V91H151ZM156 90H158L157 89V87H156V89H155V92H157ZM161 90V89H160ZM195 90V89H194ZM194 90H192V91H194ZM10 91H12L11 93H12V95H10L11 93H10ZM19 91H20V94L22 93V94H24V95H22V96H20L19 95ZM32 91V92H31ZM77 91V90H76ZM76 91H73V92H76ZM93 91H96V90H93ZM92 91V92H93ZM100 91V90H99ZM129 91V92H130ZM149 91V92H150ZM180 91H183V90H181L180 89ZM186 91V90H185ZM183 92V93H186V92ZM191 91V90H190ZM189 91V92H190ZM191 91V92H192ZM196 91V90H195ZM197 91H196V93H197ZM200 91V90H199ZM198 91V93L196 94V95H193V93H191L193 96L192 97H196V96H198L199 97V92ZM207 91V90H206ZM35 92V93H34ZM91 92V93H92ZM97 92H98V90H97ZM97 92H93V93H97ZM102 92V91H101ZM101 92H100V94H101ZM134 91H132V93H133ZM137 92V91H136ZM140 92H141V94H140ZM153 92V91H152ZM151 92V93H152ZM160 92H162V91H160ZM189 92H188V95L190 96V94H189ZM6 95H5V94ZM10 93V94H9ZM76 93H78V92H76ZM103 93H105V92H103ZM107 93V92H106ZM108 93H111V92H108ZM117 93V92H116ZM132 93H129V94H132ZM151 93H149V96L151 95ZM173 93H175L174 91H173ZM182 93V94H183ZM202 93V92H201ZM7 94H9L10 96H8ZM27 94V95H26ZM71 94V93H70ZM75 94V93H74ZM90 94V93H89ZM98 94H99V92H98ZM99 94V95H100ZM122 94V93H121ZM120 93H119V95H121ZM135 94V93H134ZM153 94V93H152ZM163 94V93H162ZM165 94V93H164ZM163 94V95H164ZM168 94V93H167ZM170 94H172V93H170ZM169 94V95H170ZM182 94L180 95V92H179V94H178V96L177 97H179V96H182ZM205 94V93H204ZM211 94V97L210 96H207V95H210ZM5 95V96H4ZM25 95L27 96L26 98L27 99H22V98H25ZM30 95H31V97H30ZM32 95H34V96H32ZM61 95V94H60ZM72 95V94H71ZM76 95H78V94H76ZM81 95V94H80ZM79 95V96H80ZM86 95V94H85ZM93 95V94H92ZM91 95V96H92ZM111 95V94H110ZM115 95V94H114ZM113 95V96H114ZM145 95V94H144ZM160 95V94H159ZM166 95V94H165ZM164 95V96H165ZM206 96L205 95H201V97L199 98V100L202 98V96L204 97L205 96V98L204 99H207L208 98V100L207 101H209V99L210 98H212V93H209V94H207ZM11 96H13V97H15V98H11ZM17 96L18 97H20V98H18L17 99ZM63 95H61L60 97H58V99H60L61 100V97H62ZM70 96V95H69ZM82 96V95H81ZM87 96H88V94L86 95V97L85 96H83V98H87ZM98 95H96V97H97ZM101 96H102V94H101ZM104 96H105V94H104ZM107 96H109L108 94H107ZM107 96L106 97H103V98H106V100H108V98H107ZM112 96V99L114 98V99H120L122 96H123V94L121 95V97H118V95L116 96V98L115 97H113ZM125 96V95H124ZM123 96V97H124ZM148 94H147V100H148ZM153 96H155V94L153 95ZM175 96L176 95H174V97L173 98H175ZM29 97V98H28ZM71 98L73 97V95L72 96H70ZM94 96H92V99L90 100V101H94V103H95V101L96 100H99V98L97 97L96 98V100H93L94 98H93ZM126 98L125 99H128V101H125V104H126V102H127V104H129L128 102H130V103H132L133 102V98H132V102H131V100H130V98L129 97H127V95L125 96ZM137 97H136V99H137ZM151 97V96H150ZM149 97V98H150ZM158 97V96H157ZM160 97H161V95H160ZM183 97V96H182ZM191 97V96H190ZM198 97L196 98L197 100H198ZM210 97V98H209ZM2 98H4V99H2ZM34 98V99H33ZM64 98L65 97H63V99H62V101L64 100ZM67 98H69L68 96H67ZM66 98V99H67ZM74 98H75V96H74ZM103 98L101 99V101L99 100L98 102H101L102 103V101H103ZM111 98V97H110ZM109 98V99H110ZM162 98V97H161ZM166 98H168V95H166ZM165 98V99H166ZM179 98H181V97H179ZM178 98V99H179ZM185 98V97H184ZM10 99V100H9ZM11 99H12V101L14 102V104L12 103V101H11ZM13 99H16L15 101L13 100ZM21 99L23 100V102L24 103H28L30 100H35V101H33V102H36V105L31 101L30 103L32 104L31 106H30V104H24V103H22V101H21ZM65 99V100H66ZM73 99V98H72ZM85 99H83V101L85 100ZM87 99H89V98H87ZM111 99V102L110 103H112V101L114 100H112ZM117 99V100H118ZM124 99V98H123ZM135 99V100H136ZM145 98L143 97L142 99L140 98V100L139 101H144V102H146L145 100H144ZM153 99H155L154 97H153ZM177 99V100H178ZM188 99H189V97H188ZM195 99V98H194ZM203 99V98H202ZM202 99L199 101V102H202ZM213 99V98H212ZM3 100H5L6 101V103L5 102H3ZM20 100V101H19ZM26 102H25V101ZM71 100V99H70ZM75 100V99H74ZM117 100H114L115 101V103H114V101H113V103L114 104H116V102H118ZM122 100V99H121ZM130 100V101H129ZM150 100H151V98L149 99V103H150ZM160 100V99H159ZM158 100V101H159ZM161 100H164V97H163V99H161ZM176 99H175V102L177 101ZM182 100V99H181ZM191 100H192V98H191ZM61 101V102H62ZM76 101H77V99L75 100V102L72 100V103H73V106L72 107H74L75 106V104L74 103H76ZM79 101V100H78ZM77 101V102H78ZM81 101H82V99H81ZM82 101V102H83ZM86 101V100H85ZM84 101V102H85ZM88 101V100H87ZM122 101H124V100H122ZM165 101V100H164ZM169 101H170V103H171V97H170V99H169ZM180 101V100H179ZM206 100L205 101H203V103L204 102H207ZM212 101V100H211ZM20 103V105H18L17 103ZM60 101H58V103H59ZM64 102V101H63ZM65 102H67V101H65ZM89 102V101H88ZM105 102V103H104ZM103 103L105 104V105H107V103H106V101H104ZM109 102V101H108ZM141 103V104H144V107L145 106H147L148 107V105L146 104V103ZM151 102L153 103L154 101H152L151 100ZM155 102H157L156 100H155ZM174 102V103H175ZM181 102H183V100L181 101ZM187 102V101H186ZM193 102V101H192ZM1 103L4 105H1ZM5 103V104H4ZM23 105H22V104ZM90 103V102H89ZM88 103V105H89V107H90V104ZM112 103V104H113ZM118 103H120V102H118ZM122 104H123V102H121ZM134 103V105H135V102H133ZM138 103V102H137ZM148 103V102H147ZM148 103V104H149ZM160 103H161V101H160ZM167 103V102H166ZM170 103H167V104H170ZM177 103V102H176ZM175 103V104H176ZM179 103V105L181 104L180 102H178ZM197 103V102H196ZM17 104V105H16ZM66 105L68 104V103H65ZM79 104V103H78ZM82 104V103H81ZM85 104H86V102H85ZM84 104V105H85ZM127 104L125 105V106H127ZM161 104H164V103H161ZM167 104H165V105H167ZM173 104V103H172ZM190 104H191V106L192 105H194V103H191V101H190ZM202 104V103H201ZM15 105V106H14ZM22 105V106H21ZM25 105H26V107H25ZM66 105H64V106H66ZM70 105V104H69ZM69 105H67V106H69ZM80 105V104H79ZM87 105V104H86ZM85 105V106H86ZM97 105L100 107L102 104H98L97 103ZM109 105V104H108ZM124 105V104H123ZM138 105V104H137ZM136 105V106H137ZM152 105H154V108L158 105V104H156V106H155V103L154 104H152ZM179 105H177L178 107L177 108H180L179 107ZM185 105V104H184ZM184 105H180V106H183L184 107ZM196 105V104H195ZM203 105H205V104H203ZM202 105V106H203ZM207 105H211V103L209 104V103H207ZM212 105H214V104H212ZM6 106H9V107H6ZM11 106H12V109H11ZM17 106V107H16ZM61 106V105H60ZM76 106H77V103H76ZM82 106V105H81ZM84 106V107H85ZM96 106V105H95ZM149 106H151L150 104H149ZM160 108L163 106H161L160 104L158 105ZM173 106V105H172ZM176 106V105H175ZM174 106V107H175ZM185 106H188V103L185 105ZM197 106V105H196ZM6 107V108H5ZM25 107V108H24ZM27 107H28V109H27ZM63 107V106H62ZM102 108L104 107L103 105L101 106ZM132 107V106H131ZM141 106H139L138 107V109L140 108ZM166 107V106H165ZM188 107H190V106H188ZM188 107H186V108H188ZM213 107V106H212ZM7 108H9V109H11V110H9L8 109V111H7ZM17 108H18V110H19V108L21 109L19 112H17L18 110H17ZM34 108V107H33ZM59 109H58V111L60 110V107H58ZM75 108V107H74ZM73 108V109H74ZM91 108V107H90ZM89 108V109H90ZM95 108V107H94ZM150 108V107H149ZM149 108H145V109H149ZM160 108H159V111H161L160 110ZM169 108H171V107H169ZM182 108V107H181ZM185 108V107H184ZM183 108V109H184ZM201 108V107H200ZM200 108H198V109H200ZM82 109V108H81ZM88 109V108H87ZM86 109V110H87ZM89 109L87 110V112L88 113H90L89 112ZM99 110H103V109H101V108H98ZM98 109H96V110H98ZM134 110V112L137 110V107H136V110L135 109H133V107L132 108H129V110ZM141 109V112H142V109H143V112H144V108H143V105H142V107L140 108ZM139 109V110H140ZM158 109V108H157ZM166 109V108H165ZM164 109V110H165ZM182 109V110H183ZM188 109H191V108H188ZM197 109V110H198ZM205 109V108H204ZM207 109V108H206ZM205 109V110H206ZM0 110V111H1ZM33 110V109H32ZM68 110V109H67ZM72 110V109H71ZM95 110V109H94ZM98 110V111H99ZM146 110V111H147ZM152 110H154V109H152ZM156 110V109H155ZM169 110H178V109H169ZM168 110V111H169ZM181 110V111H182ZM187 110V109H186ZM193 110H195L194 108H193ZM197 110H195V111H197ZM203 110V109H202ZM208 110H209V108H208ZM9 111L11 112V113H9ZM62 111V110H61ZM60 111V112H61ZM70 110H68L67 112H69ZM91 111H92V109H91ZM162 111H163V109H162ZM168 111H166V112H168ZM184 111V110H183ZM199 112L201 111V110H198ZM17 112V117L15 116L14 117V119H12V115H16L15 113ZM21 112V113H20ZM74 112V111H73ZM83 112V111H82ZM81 112V113H82ZM86 112V111H85ZM84 112V113H85ZM96 112V111H95ZM101 112H103V111H101ZM100 112V113H101ZM127 113H128V111H126ZM133 112V113H134ZM139 112V111H138ZM142 112V114H146V112H144L143 113ZM172 112V111H171ZM178 112H180V111H178ZM189 112V111H188ZM210 112H212L211 110H210ZM14 113V114H13ZM18 113H20V117L19 118H21V117H23V116H21V115H24L25 116V118L26 119H24V117L22 118V119H19L18 118V116H19V114ZM77 113V112H76ZM94 113V112H93ZM123 113V112H122ZM122 113L120 114V115H122ZM126 113V114H127ZM136 113H137V111H136ZM149 113H151L150 111H149ZM157 113V112H156ZM155 113V114H156ZM158 113H160V112H158ZM165 113V112H164ZM173 113V112H172ZM176 113V112H175ZM184 113H185V111H184ZM186 113H187V111H186ZM185 113V114H186ZM191 113V112H190ZM189 113V114H190ZM194 113H196V112H194ZM12 114V115H11ZM26 114V115H25ZM32 114H34V113H32ZM67 114V113H66ZM78 114V113H77ZM87 114V113H86ZM91 114V113H90ZM98 114H99V112H98ZM107 113H105V115H106ZM109 114V113H108ZM107 114V115H108ZM125 114V113H124ZM123 114V115H124ZM126 114L124 115L125 117H126ZM139 114H141V113H139ZM144 114V115H145ZM148 114V113H147ZM145 115L146 117L147 116H149V115ZM160 114H162V113H160ZM174 114V113H173ZM177 114V113H176ZM176 114H175V116H176ZM184 114V118L186 117V115ZM203 114H208L207 113V111H206V113H204L203 112ZM210 114V113H209ZM9 115L11 116V117H9ZM30 115V114H29ZM60 115H61V113H60ZM76 115V114H75ZM80 115V114H79ZM78 115V116H79ZM83 115V114H82ZM101 115V114H100ZM111 116H108V117H113L112 115L113 114H110ZM119 115V114H118ZM117 116V114H116V118L115 117H113L114 119H115V122H113V118L112 119H109L108 117H106V121L105 122H107L106 124H109V125H112L111 127H114V123H116L117 125H118V118L120 117V119H121V117H122V119L120 120L121 121V123L120 124H122V120H123V118H124V116L122 115V116ZM128 115V114H127ZM130 115V114H129ZM151 115H152V113H151ZM153 115H154V113H153ZM152 115V116H153ZM156 115H158V114H156ZM155 115V116H156ZM180 115V114H179ZM178 115V116H179ZM192 116H193V114H191ZM197 116V114H194V116ZM199 115V114H198ZM213 115V114H212ZM214 115H215V113H214ZM250 115V114H249ZM32 116V115H31ZM34 116V115H33ZM50 116V117H49ZM51 116H52V114H49L48 116H47V118H49L48 120H51L50 118H51ZM73 118H75V116L72 114L71 115ZM77 116V115H76ZM77 116V117H78ZM91 116H93V114L91 115ZM102 116H103V114H102ZM114 116H115V114H114ZM133 116H134V114H133ZM132 116V118H133V122H132V120L131 119H129L128 117H126L127 119H129L128 121L127 120H124V122L125 121H127V122H129L130 120V122H132L131 124H133L134 126H132V125H130V122H129V124L127 123V122H125V124L127 123L128 125H130V127L131 128H129L128 126V129H131L132 131H133V127L135 128V124L137 123V121H138V119H140V118H142V116L143 115H141V117L139 116V118H135L137 121H135L134 122V117ZM137 116V115H136ZM135 116V117H136ZM145 116H143L144 118H145ZM159 116V115H158ZM167 116V115H166ZM183 115H181L180 117H179V119L182 117ZM189 116V115H188ZM209 116H211V114L209 115ZM35 117V116H34ZM54 116H52V119H54L53 118ZM63 117V116H62ZM69 117V116H68ZM99 117V116H98ZM118 117V118H117ZM160 117V116H159ZM171 117H172V114H171ZM190 117V116H189ZM215 117V116H214ZM213 117V118H214ZM0 118H1V116H0ZM8 118V119H7ZM70 118V117H69ZM68 118V120L67 121H70L71 120V118L69 119ZM72 118V119H73ZM79 118V117H78ZM101 118V117H100ZM148 118V117H147ZM155 119V117H152V119ZM161 118H162V116H161ZM164 118H166V117H164ZM163 118V119H164ZM174 118V117H173ZM184 118H182V119H184ZM188 118V117H187ZM198 118H200V116H198ZM201 118H202V114H201ZM209 117L208 116H206L205 117V120L206 119H208ZM9 119H12V121L13 122H15V124L14 123H12V122H9V121H11V120H9ZM19 119V123L21 124H19L20 126H22V127H20L19 125H18V120ZM31 119H32V117H31ZM35 118H33V120H34ZM92 119H94V118H92L91 117V120ZM99 119V118H98ZM110 121H109V120ZM150 119V118H149ZM158 118L156 117V120H157ZM162 119V120H163ZM175 119V118H174ZM189 119V118H188ZM203 119V118H202ZM201 119V120H202ZM210 119V118H209ZM208 119V120H209ZM7 120H9V121H7ZM75 120V119H74ZM90 120V121H91ZM102 120L104 121V119L102 118ZM143 122H145V120L146 121H150V120H147V119H141ZM165 120H168V118H166ZM186 120V119H185ZM190 120V119H189ZM192 120H194L193 118H192ZM200 120V119H199ZM208 120H206L207 122H208ZM3 121V122H2ZM36 121V120H35ZM61 121V120H60ZM65 121H66V119H65ZM67 121L65 122V123H67ZM76 121V120H75ZM75 121L73 122H70V123H75ZM93 121V120H92ZM91 121V122H92ZM140 121V120H139ZM142 121H141V123H142ZM155 121V120H154ZM169 121H171V120H169ZM176 121V120H175ZM178 121V120H177ZM180 121V120H179ZM7 122L9 123V124H7ZM24 122H27V123H24ZM63 122V121H62ZM62 122H60V123H62ZM90 122V123H91ZM109 122V123H108ZM112 122V123H111ZM156 122V121H155ZM192 122V121H191ZM202 122V121H201ZM207 122L206 123H204V124H207ZM210 122V121H209ZM8 125H6V124ZM14 124V125H11V124ZM35 123V122H34ZM37 123V122H36ZM153 122H151V124H152ZM167 123H168V121H167ZM166 123V124H167ZM176 123V122H175ZM175 123H174V125H175ZM178 123V122H177ZM182 124H183V122H181ZM189 123H190V121H189ZM188 123V125L190 126L191 124H193V123H191V124H189ZM212 123V122H211ZM210 123V124H211ZM25 124V125H24ZM32 124V123H31ZM76 124V123H75ZM116 124H115V126H116ZM124 124V123H123ZM149 124H150V122H149ZM149 124H147L148 125V129H149ZM151 124H150V126H151ZM154 124V127L153 128H155V125L157 124L158 126H160L158 123H153ZM152 124V125H153ZM169 124V123H168ZM180 124V123H179ZM182 124H180V125H182ZM198 124V123H197ZM15 125H17V126H15ZM34 125V124H33ZM63 125V124H62ZM65 125V124H64ZM73 125V124H72ZM72 125H70L69 124V126L71 127ZM138 126H140L139 124H137ZM142 125V124H141ZM145 125H146V123H145ZM157 125H156V128L158 129V127H157ZM162 125V124H161ZM178 125V124H177ZM212 125V124H211ZM4 126V127H3ZM7 126V128H9V130L6 128L5 129V127ZM11 126H13L12 128H10ZM65 126H67V124L65 125ZM68 126V127H69ZM74 126V125H73ZM138 126H136L137 128H139ZM163 126H164V124H163ZM163 126H161V127H163ZM166 127H167V125H165ZM172 126V125H171ZM183 126H184V129L186 128V127H188V126H186L185 127V125L183 124ZM191 126H193V125H191ZM202 126V125H201ZM200 126V127H201ZM213 126H214V124H213ZM212 126V127H213ZM63 127V126H62ZM62 127H60V128H62ZM166 127H163V128H165L166 129ZM169 127H170V124H169ZM168 127V128H169ZM174 126H172V128H173ZM179 127V126H178ZM177 127V128H178ZM194 127V126H193ZM193 127L191 128V130L193 129ZM196 127H197V125H196ZM196 127H195V129H196ZM200 127H199V129H200ZM206 127H208L207 125H206ZM211 126H209L208 128H210ZM2 128V129H1ZM33 128V127H32ZM31 128V129H32ZM37 128V127H36ZM35 128V129H36ZM72 128V127H71ZM70 128V129H71ZM151 128V127H150ZM163 128H162V130H161V128L160 129H158L159 131H160V133L162 134V131H164L163 130ZM167 128V129H168ZM175 129V131L177 130L178 131V129ZM182 128V127H181ZM198 128V127H197ZM207 128V131H205L206 133L207 132H209V130H212V129H208ZM214 128V127H213ZM69 129V128H68ZM68 129H67V131H68ZM73 129V131H76V129L74 130V128H72ZM125 129H127V128H125ZM143 128H140V130H142ZM167 129L164 131V133H168V132H166L167 131ZM170 129V128H169ZM174 129H173V132H174ZM187 129V128H186ZM203 129H204V126H203ZM6 130H7V134H4V132H2V131H5V133H6ZM37 130V129H36ZM78 130V129H77ZM112 130H113V128L110 130V128L108 127V129L106 128L105 130H102L103 131V133L101 132V134H103V136H106V137H103L100 133H99V136H101L100 137V139H99V141L97 140V142H99V143H96V144H94L95 145V148H97L96 150L94 149V146L93 145H91V147H89V151H91L92 150V148H93V150H92V152H95V153H97L98 155L100 154V152H101V163L99 162V163H97V164H102L101 165V167H107V168H109V167H112V166H118V167H116L117 169H118V172L117 173H115L114 174V170L116 169L115 167H114V169H113V171H110V172H112L111 174H109V178H106L107 179V181H106V179H104L106 182H108L109 181V183H110V179H112L113 177L115 178V175H117L116 176V178H115V180L118 182V180H119V182L121 181H123L124 179H126V176L124 177H122L121 176V174L123 175V173H124V170H125V173H124V175H126V171H127V169H125V167L127 166V167H129L127 164H126V157H125V153L123 152V151H125L126 150V147H124V146H127V142L129 141V139L127 138V142L125 141V137L124 136H127V135H122V136H116V137H114L115 135H114V133H112ZM131 130H129V131H131ZM147 130V129H146ZM151 130H152V128H151ZM156 130V129H155ZM157 130V131H158ZM181 129H180V127H179V131H180ZM188 130V129H187ZM187 130H185L184 132H186ZM10 133H9V132ZM24 131H27L26 133H28V131H29V128H27L26 129V127H25V130ZM31 131V130H30ZM71 132H73L72 130H70ZM107 131V132H106ZM114 131V130H113ZM135 131H136V129H135ZM135 131H133V132H135ZM150 131V130H149ZM154 131V130H153ZM172 131V130H171ZM178 131V132H179ZM196 131V130H195ZM231 131V133H233V131H234V129H231L230 130ZM14 132V133H15ZM34 132V131H33ZM44 132H47L48 133V130L47 131H44ZM65 132V131H64ZM64 132L63 133H60L62 136L61 137H63V135H65L64 137H63V139H65V137H66V132H65V134H64ZM79 131H77V133H78ZM127 133H128V131H126ZM126 132H125V134H126ZM139 132V131H138ZM138 132H137V134H138ZM190 132V131H189ZM193 132H194V129H193ZM201 132V131H200ZM19 133V131L17 132V134ZM25 133V132H24ZM24 133L22 134V135H24ZM25 133V134H26ZM36 133H38L37 131H36ZM70 133V132H69ZM68 133V134H69ZM74 133V132H73ZM108 133V134H107ZM109 133H110V137L113 139V142H111L112 141V139H108V138H110L109 137ZM124 133V132H123ZM123 133H121V134H123ZM141 133H143V130H142V132ZM148 133V132H147ZM150 133V132H149ZM156 132H154V134H155ZM164 133L162 134V136L164 135ZM175 133V132H174ZM186 133H188V131L186 132ZM196 133H198L199 134V132H196ZM213 133V132H212ZM211 133V134H212ZM12 134V133H11ZM20 134V133H19ZM28 134H30V132L28 133ZM27 134V135H28ZM32 134H34V133H31V135ZM46 134V133H45ZM79 134V133H78ZM106 134V135H105ZM137 134H135L134 133V136L135 137H137ZM151 134H153V132L151 131ZM159 134V133H158ZM169 134H170V130H169V133L166 135V137L167 138H169V140H170V138H171V136L169 137ZM172 134V133H171ZM176 134L177 133H175V137L177 138V136H176ZM180 134V133H179ZM178 134V135H179ZM181 134H185V133H181ZM194 135L191 137L190 136V134H189V137H191L192 139H191V141H198L197 139L199 138L198 136V138L196 139V135H195V132L193 133ZM209 133H207V135H208ZM27 135H26V137H27ZM36 135V134H35ZM72 135H74V134H72ZM76 135V134H75ZM114 135V136H113ZM120 135V134H119ZM130 135H132V132H131V134ZM129 135V136H130ZM191 135H192V132H191ZM202 134H200V136H201ZM204 135V134H203ZM25 136V135H24ZM29 136V135H28ZM133 136V135H132ZM134 136H133V138H134ZM141 136V135H140ZM145 136V135H144ZM149 136V135H148ZM151 136V135H150ZM156 136L159 138V136L156 134ZM161 136V135H160ZM181 136V135H180ZM180 136H178L179 138H180ZM182 136H184V135H182ZM194 136H195V139L196 140H193L194 139ZM1 137H0V139H1ZM10 137H12V136H10ZM14 137V136H13ZM60 137V138H61ZM70 137V136H69ZM75 137V136H74ZM74 137H73V139H74ZM76 137H78V135L76 136ZM152 137V136H151ZM155 137V136H154ZM165 137V136H164ZM163 137V138H164ZM172 137H173V135H172ZM185 137H187V135H185ZM189 137H187V138H189ZM205 137H206V135H205ZM209 137V136H208ZM212 137H214L213 135L211 136V138ZM8 138H9V136H8ZM20 138H23V137H21L20 136ZM28 138V137H27ZM68 137H66V139H67ZM101 138H103V140H101ZM104 138H106V139H108L107 141H108V143L106 144V143H104V142H107V141H105L106 139H104ZM120 138H121V140H120ZM124 138V139H123ZM139 138V137H138ZM142 138V137H141ZM174 138V137H173ZM175 138V139H176ZM259 137L257 136V135H255V134H251V135H249L248 137H246L243 141H242V145L240 146L242 149H244V150H250L252 147H253V144L254 143H257V141H256V139H258ZM11 139V138H10ZM25 140H27L26 138H24ZM24 139H22V141H25ZM65 139V140H66ZM76 139V138H75ZM117 140V141H114V140ZM131 139V138H130ZM142 139H144V138H142ZM151 139V138H150ZM153 139V138H152ZM160 139H161V141H163L162 140V138H159V143L161 142L160 141ZM205 140V138H203L202 137V140ZM207 139H210V138H207ZM59 140H61V139H59ZM64 140V141H65ZM70 139L68 138L66 141H69ZM78 139H76V141H77ZM119 140V141H118ZM133 140V139H132ZM136 140H138V139H136ZM148 140H149V138H148ZM156 140H158V139H156ZM169 140H167V141H169ZM172 140V139H171ZM180 140H182V139H180ZM185 140H187V139H185ZM185 140H183V141H185ZM190 140V139H189ZM189 140H187L186 142L187 143H189L190 141ZM199 140H201V139H199ZM212 140V141H211ZM210 141H211V143L213 142L214 143V139L212 138ZM2 141V140H1ZM1 141H0V148H4L5 146H6V143L5 144H3L4 142L2 141V143H1ZM14 141V140H13ZM64 141H58V144L59 145H49V146H45V147H42V148H44V149H42V150H40V151H38V154L35 156V157H32V158H25V159H23V160H21V161H15L14 163V167H16V165H24V166H30V165H35V167L36 166H40V165H42L43 164V167H46V166H48L46 169H44L46 172L45 173H47V174H39V172H37V170H36V168L34 169V170H30L31 172H33V174L35 175V173H36V176H35V178L37 179V180H41L40 182H42V184H41V188H45V189H47V188H49V186H53V185H55V183L57 184L58 182L57 181H59V183L61 182V181H63V179H61V178H65L66 179V181H67V183L66 182H64V183H66L67 185V189H66V191H63V194H62V197H61V193H58V191L56 192V193H58L59 195H60V197L58 198L59 199V201L57 200V204L59 205V207H57V209H59L56 213H53V214H46V215H44V217L46 218V219H51L52 217H54L55 216V223L57 224V227L55 226V230L56 231H63V230H67V231H69V232H71L72 233V236L70 237V239H68V240H66V242H63V243H60V246H59V248H58V250L60 251V252H62L61 253V255H59V256H57V258L55 259L54 258V260L56 261V263L57 264H112L113 262H115V260H119V253H120V250H119V248H121L122 246H125L126 244H127V242H128V240H129V238H128V236H127V234L125 233V232H123V228H125V230L127 229V231H129V230H131V231H141L142 230V228H140L139 226L140 225H144L143 226V229L147 232V233H149V232H156V233H158V234H160V235H162V236H159V237H156V239H155V241H154V245H159L160 247L161 246H163L164 244H170V243H172L171 242V240H173V238H174V236H170L169 234H167L166 232H163V233H161L159 230H160V228H161V226H162V224L167 220V218L168 217H170V218H174L175 216H179L180 218H182V219H184V220H182V219H180L179 217V219H180V223L179 224H177L178 226L177 227H175V225H174V228H175V231H177L176 233H178V232H182L183 233V235H184V239L183 240H187L188 242H185L184 243V251L183 252H185V254H186V259H187V264H226L225 263V261H224V259L221 257V256H219V254H217V252H219V250H224V249H226V247H224V246H219V245H217V244H211V241H207V239L208 238H206L207 237V235H208V237H211L210 235L211 234H213L215 231H218V230H220V229H222V228H224L225 227V224L228 222V220H229V218H230V216H233V210H234V208H236V207H238L242 202H243V200H244V196H245V192H242V191H239V190H237V189H234V188H228V191H229V194H227V195H225L224 197H223V199L221 200V201H216V200H213V196L215 195L214 194V189L215 188H213V187H216V186H218L219 184H221L222 182H223V179L221 178V179H218V178H213V174L211 173V176H210V178L209 179H212V181H209V180H207L208 181V183H207V186H205L204 184H206L204 181V186L202 187V184H201V188L199 187V189L197 188V190L195 189V190H192V187H190V189L188 188V186H183L182 184L180 185V186H183V187H187V188H184V190H182V193L184 192V194H182L181 195V200H178L179 202L177 203V204H172L171 203V205H170V207H168L169 206V204H168V206H159L158 204H155V202L156 201H159V198L160 197H162L161 198V200L163 201V197L165 196V195H162V193H163V191L164 190H166V192H167V189L165 188V189H163V191H162V193H156V191H155V193H154V195L152 196V198L154 197V199H152L151 201L149 200L148 202H145V203H142V205L145 207L143 210H139V209H136L135 210V215H137L135 218L133 217V218H131V220L130 221H127L126 220V218L125 217H123V213L124 212H128V211H132V213L131 214H133L134 213V209H132L131 207H132V205L130 204V203H126V202H124L125 200H127L126 198H127V196L125 197V195L124 194H121L122 192H124V193H126V191H124V190H120L121 192L120 193H118V192H116L117 191V188H115L113 191H111L110 193H108V192H106V193H102V194H97V193H95V191H97L98 190V188L96 187V185H95V183L94 184H91V181L93 180H90V182H88L87 180H89L88 178H87V176H86V171H84V169L85 168H83V167H81V166H83V165H81V163H82V161H83V159H82V156H85L86 155V153H85V151H83V150H80L79 151V153L78 152H76V156H74L73 154H72V152H69L70 150L69 149H67V147H65V146H63L64 145ZM65 141V142H66ZM71 141L73 142V140L71 139ZM75 140H74V142H76ZM103 141V142H102ZM126 143H125V142ZM131 141V140H130ZM130 141H129V144H131L130 143ZM139 141V140H138ZM138 141H137V144H138ZM141 141V140H140ZM139 141V142H140ZM143 141H145V140H143ZM153 141V140H152ZM155 141V140H154ZM173 141H174V139H173ZM173 141H172V143H173ZM178 141V140H177ZM206 141V140H205ZM11 142V141H10ZM14 142H16L17 143V141H14ZM20 142V141H19ZM116 142L119 144H117V147L115 146L116 145ZM133 142H135V141H132V143ZM147 142V141H146ZM157 142V141H156ZM156 142H152V143H156ZM166 142V140L164 141V143ZM170 142V141H169ZM181 142V141H180ZM207 142H208V140H207ZM207 142H206V144H207ZM61 143H63L62 145H61ZM101 143H103V145L102 146H100V144ZM115 143V144H114ZM123 143H124V145H123ZM151 143V144H152ZM163 143V142H162ZM172 143H170L171 145H172ZM187 143H186V145H187ZM67 144H69V143H67ZM98 144V145H97ZM109 144H111V146L112 147H110L109 146ZM142 144H144V145H146L144 142L142 143V141H141V143H139L138 145H139V147L138 148H141V152H139L138 153V151H140V149H138L137 148V146H136V148L138 149V151H137V153L136 154H140V156H138L137 155V157H141V155H142V153L144 152V153H147V152H145L146 150H142V148L144 149V147L142 146V147H140ZM167 144V143H166ZM174 144V143H173ZM178 144V143H177ZM176 144V145H177ZM180 144V143H179ZM181 144H183V143H181ZM185 144V143H184ZM183 144V146L185 147L186 145H184ZM194 144V143H193ZM192 143H189V146L191 147V145H193ZM106 145V146H105ZM132 146H134L135 145V143L134 144H131ZM130 145V146H131ZM148 145V144H147ZM149 145H150V140H149ZM162 145V144H161ZM165 145V144H164ZM171 145H170V148H172L171 147ZM175 145V146H176ZM208 145V144H207ZM213 145V144H212ZM99 146V147H98ZM114 146V147H113ZM119 146V147H118ZM182 145H180V147H179V151L182 149L181 147H183ZM188 146V145H187ZM186 146V148L185 149H189L188 147ZM209 146H210V143H209ZM100 147H102V149H100ZM104 147L108 150V153H106L107 152V150L106 149H104ZM111 148V150L109 149V148ZM152 147H155V145H152ZM156 147H157V149H156ZM154 149H155V151L156 150H158V149H162V148H160V145H159V148H158V145L156 146ZM163 147V146H162ZM167 147V146H166ZM166 147L164 148V150H166ZM183 147V148H184ZM213 147V146H212ZM16 148V145H13V149H15ZM30 148H34V145H26V149H30ZM60 148H64L63 150H61ZM68 148H70V147H68ZM115 148H117V149H120V151H118L117 152V154L118 155H120V156H118L116 153H115ZM181 148V149H180ZM208 148V147H207ZM214 148V147H213ZM36 149V148H35ZM52 149H54L55 151H53V152H51V151H49V150H52ZM57 149H59L58 150V152H56V150ZM112 149H113V152H111L112 151ZM136 149V150H137ZM148 147H147V151H148ZM154 149H152V150H154ZM175 149V148H174ZM184 149V150H185ZM191 149V148H190ZM209 149H211V148H209ZM60 150H61V152H62V154H61V152H60ZM97 150H99V153H98V151ZM101 150V151H100ZM105 150V151H104ZM123 150V151H122ZM150 151H148V152H152L151 151V148L149 149ZM168 150V149H167ZM166 150V151H167ZM172 150H173V148H172ZM172 150H169L170 152L172 151ZM176 151H177V148L175 149ZM175 150H173V152H175ZM214 150H215V148H214ZM63 151H64V153H66V154H63ZM88 151V150H87ZM103 151H104V153L105 154H103V156L104 155H109V156H107L106 155V157L104 156V159L106 160V159H108V163H109V161L111 160V163H109V167H108V163L106 162L105 163V160L103 159V156H102V153H103ZM143 151V152H142ZM161 150H158V152H156V153H159ZM165 151V152H166ZM168 151V152H169ZM182 151V150H181ZM180 151V152H181ZM191 151V150H190ZM110 152V153H109ZM161 152H163V151H161ZM163 153V155H165L166 153ZM186 152H188V151H185L184 153L187 155V153ZM206 152H208V151H206ZM212 152H213V149H212ZM214 152H216V151H214ZM67 153H70L71 155H67ZM112 153H113V156H111L110 157V155H112ZM153 153V152H152ZM177 152H175L174 153V155H173V153H171V154H168V155H171L172 157H176V155L178 156V155H180V153L178 154H176ZM181 153H183V152H181ZM184 153H183V155H184ZM194 153V152H193ZM192 153V155H194ZM201 153V152H200ZM204 153V152H203ZM115 154H116V157H115ZM121 154H122V156H121ZM190 154V153H189ZM66 155V156H65ZM159 155V154H158ZM161 155V159H162V154H160ZM191 154H190V157L192 156ZM198 153H197V157H198ZM205 155V154H204ZM215 155V156H214ZM214 155H212L211 156V161L212 162H218V161H220V157L219 156H217V154L216 153H214ZM67 156H71V159L70 158H68ZM152 156H154V158H152ZM152 156H150L152 159H154V161H159V159L157 160V159H155L156 157H155V155L153 154ZM189 155H187V157H188ZM115 157V158H114ZM166 157H167V155H166ZM189 157V158H190ZM205 157V156H204ZM202 158L201 159V156H200V158H198V159H200V160H202V163H203V160L204 159H206V158ZM2 158V157H1ZM111 158V159H110ZM118 158H120V159H118ZM123 158V159H122ZM141 158H143V155H142V157ZM141 158H139V159H141ZM158 158V157H157ZM160 158V157H159ZM168 158H171L170 156L169 157H167V159ZM115 159V160H114ZM166 159V158H165ZM178 159H179V157H178ZM181 159V158H180ZM185 159H186V157H185ZM193 159H194V157H193ZM207 159H208V155H207ZM210 159H208L207 161H209ZM2 160V162H4L5 164H7V160L5 159V157H4V159L2 158L1 159ZM114 160V161H113ZM120 160V162L123 164H121L120 162V165H122V166H120L119 165V163H118V161ZM124 162H123V161ZM175 160H177L176 158H175ZM175 160H173V161H175ZM190 160V159H189ZM188 160V161H189ZM196 160V159H195ZM200 160H198V161H200ZM140 161V164H141V167H142V169L144 170L146 167H145V165H146V163L143 161V159L142 160H139ZM170 161V160H169ZM180 161V160H179ZM177 162V161H175L176 162V164H181L180 162ZM207 161H206V164L208 165L209 164V166L210 165H214V164H211V161L210 162H208L207 163ZM112 162H113V164H112ZM156 162H154V163H156ZM166 162V161H165ZM171 162V161H170ZM182 162V161H181ZM190 162V161H189ZM188 162V163H189ZM220 162H222V161H220ZM160 163H162L161 161H160ZM185 163V162H184ZM201 163V162H200ZM13 164V163H12ZM112 164V165H111ZM124 164H126V166L124 167ZM158 164H159V162H158ZM167 164V163H166ZM172 164V163H171ZM170 164V165H171ZM175 164V165H176ZM178 164V165H179ZM190 165H191V167H193L194 165H196V166H199V165H197V164H195V163H189ZM203 164H205V163H203ZM240 164V161H239V159H234L233 160V165H234V167H237L238 165ZM107 165V166H106ZM111 165V166H110ZM161 165V164H160ZM169 165V166H170ZM177 165V166H178ZM185 167H186V165L187 164H183ZM162 166V165H161ZM164 166H165V164H164ZM172 166H174V164L173 165H171L170 167H172ZM176 166V167H177ZM182 166V165H181ZM195 166V167H196ZM202 166V165H201ZM1 168H3L4 166H3V164L0 166ZM13 166L11 167L12 169L14 168ZM122 167H124L123 169H122ZM126 167V168H127ZM157 167V166H156ZM160 167V166H159ZM166 167H167V165H166ZM174 168V167H172V168H174V169H176V172L179 170V168L178 167H180V166H178L177 168ZM204 167V166H203ZM9 169V172L10 173H13L11 170L12 169ZM164 168V167H163ZM163 168H161V169H159V170H162ZM171 168V169H172ZM207 167H205V168H203V169H206ZM212 170L210 171V172H212V171H214L213 170V166L212 167H210ZM4 169V168H3ZM59 169V170H58ZM111 169V170H112ZM153 169H155V166L153 167ZM157 169V168H156ZM181 169H183V167L182 168H180V171H181ZM191 169V172H193L192 171V168H188V166H187V170L185 169V171H188V170H190ZM193 169H194V167H193ZM196 169V168H195ZM2 170V169H1ZM58 170V172H60L59 174L56 172ZM97 170H98V168H97ZM165 170H167V168H165ZM170 172H171V170L170 169H168ZM173 170V169H172ZM201 170H202V168H201ZM21 172V170L20 169H18V171L16 170V172H18L19 173V175H20V172ZM99 171V170H98ZM102 171V170H101ZM103 171H105V169L103 170ZM102 171V172H103ZM107 171V170H106ZM106 171L104 172V173H106ZM155 171V170H154ZM153 171V172H154ZM183 171V170H182ZM199 173H200V169L199 170H197ZM204 170H202V172H203ZM207 171L209 172V170H208V168H207ZM9 172H7V171H5V170H3V171H1L0 172V179L2 178L3 180H4V178L8 175V173ZM23 172V171H22ZM30 172V173H31ZM66 172H67V175H66ZM119 172H121V174L119 173ZM123 172V173H122ZM152 172V173H153ZM161 173H162V171H160ZM175 172V170H174V173H173V175L176 173ZM195 172H196V170H195ZM215 172V171H214ZM213 172V173H214ZM26 173V172H25ZM28 173V172H27ZM25 174V175H28V174ZM157 173H159V171L157 170ZM164 174H165V172H163ZM166 173H167V171H166ZM181 173H184V171L183 172H181ZM199 173H196V174H198V176H199ZM205 173H206V171H205ZM204 173V174H205ZM17 174V173H16ZM16 174H12V175H14V177H15V175ZM22 174V173H21ZM24 174V173H23ZM32 174V173H31ZM55 174H56V176H55ZM98 174H101V172L100 173H98ZM97 174V176H99ZM145 174L147 175V173L145 172ZM145 174H139V175H145ZM155 174H156V172H155ZM154 174V175H155ZM160 174V173H159ZM158 174V175H159ZM204 174L202 175V177L204 178ZM215 174V173H214ZM18 175V174H17ZM60 175V176H59ZM103 175V174H102ZM112 175V176H111ZM148 175H152L151 173L150 174H148ZM163 175V174H162ZM166 175V174H165ZM168 176L170 175L169 174V172H168V174H167ZM177 175V174H176ZM176 175H174L175 177H176ZM179 175V174H178ZM181 175V174H180ZM183 175V174H182ZM186 175V174H185ZM185 175H183V178L185 179ZM189 175H190V173H189ZM194 175V174H193ZM201 175V174H200ZM207 175V174H206ZM205 175V176H206ZM208 175H209V173H208ZM207 175V176H208ZM21 177H18L17 179H13V184H15V185H18L19 183H21V182H23V181H25V180H27V178H29V176L28 177H22V175H20ZM33 176V175H32ZM31 176V177H32ZM60 177V179H59V177ZM88 176H90V175H88ZM105 176V175H104ZM104 176H102V177H104ZM110 176L112 177V178H110ZM122 177V180H120V178ZM132 176V175H131ZM139 177V176H137V177H139L140 178V180H142L143 182L145 181V180H143L144 179V177ZM156 176V175H155ZM161 176V174L159 175V177ZM167 176V177H168ZM173 176V177H174ZM216 175H214V177H215ZM4 177V178H3ZM57 177V178H56ZM101 177V176H100ZM106 177V176H105ZM136 177V176H135ZM147 177H149V176H147ZM162 178L164 177V175L163 176H161ZM166 177V176H165ZM166 177V178H167ZM194 177H197L196 175H194ZM202 177H201V179H199V180H202ZM7 178V177H6ZM91 178V177H90ZM92 178H94V177H92ZM98 177H96V181L97 180H99V179H97ZM113 178V179H114ZM117 178H118V180H117ZM146 178V177H145ZM152 178V177H151ZM169 178V177H168ZM172 178V177H171ZM170 178V179H171ZM180 178V177H179ZM65 179H64V181H65ZM103 178H101V180H102ZM109 179V180H108ZM113 179H112V181H113ZM147 179V178H146ZM153 179H156V178H154L153 177ZM159 179H161V178H159ZM165 179V178H164ZM190 179H191V177H190ZM206 178H204V180H205ZM208 179V178H207ZM57 180V181H56ZM61 180V181H60ZM139 180V179H138ZM139 180V181H140ZM148 180H150L151 181V179H148ZM157 180V179H156ZM163 180V179H162ZM166 180V179H165ZM169 180V179H168ZM173 180H174V178H173ZM171 181L173 184H175V185H177L176 183L178 182V181ZM181 180H182V178H181ZM187 180H188V178H187ZM193 180H195V179H193ZM198 180V179H197ZM197 180H195V182H193V183H196L197 182ZM198 180V181H199ZM46 181V182H45ZM125 181V180H124ZM155 181V180H154ZM184 181V180H183ZM191 181V180H190ZM4 182V181H3ZM45 182V183H44ZM102 182H104V181H102ZM105 182V183H106ZM156 182V181H155ZM158 182H160V181H158ZM163 182H164V180H163ZM202 182V181H201ZM200 182V183H201ZM210 182H213V184H210ZM27 184H28V182H26ZM33 183V182H32ZM46 183H48V185L46 184ZM62 183V182H61ZM61 183H60V186H59V188L61 187ZM96 183H98V181L96 182ZM146 182H144V184H145ZM152 184H154L153 183V181L151 182ZM160 183H162V182H160ZM159 183V184H160ZM179 183V182H178ZM183 183V182H182ZM186 183V182H185ZM188 183H190L189 182V180H188ZM5 184V183H4ZM93 185V186H95V187H92L91 188V185ZM98 184H100V183H98ZM104 183H102V185H103ZM146 184H149L148 183V181H147V183ZM145 184V185H146ZM164 184V183H163ZM163 184H162V186H163ZM165 184H167V183H165ZM169 184H170V182H169ZM184 184V183H183ZM197 184V183H196ZM195 184V185H196ZM210 184V185H209ZM2 185H3V183H2ZM69 185V186H68ZM102 185H101V189H99L98 190V192L99 191H103L102 189L104 188V187H106V185L105 186H103L102 187ZM142 185H143V183H142ZM157 185V184H156ZM171 185V184H170ZM187 185V184H186ZM189 185H193L192 183L191 184H189ZM56 186V185H55ZM64 186V185H63ZM65 186V187H66ZM80 186V187H79ZM97 186H99V185H97ZM144 186V185H143ZM147 186V187H146ZM145 186V190L146 191H148L147 190V188H152L151 187V184L148 186V185H146ZM157 186H159L158 188L160 189V185H157ZM173 186V185H172ZM171 186V187H172ZM178 186V185H177ZM194 186V185H193ZM198 186V185H197ZM199 186H200V184H199ZM57 187V186H56ZM65 187H62V188H65ZM69 187V188H68ZM141 187V185H139V188ZM154 187H155V185H154ZM174 188L176 187V186H173ZM179 187V186H178ZM178 187H176V189H175V192H178L179 191V189H180V187H179V189H178ZM195 187V186H194ZM212 187V188H211ZM58 188V187H57ZM97 188V190H94V189H96ZM143 188V187H142ZM169 188H170V186H169ZM168 188V189H169ZM91 189L92 190H94L93 192H91ZM105 189V188H104ZM153 189V188H152ZM152 189H151V191H152ZM157 189V188H156ZM171 189V188H170ZM178 189V190H177ZM186 189V190H185ZM194 189V188H193ZM65 190V189H64ZM143 190H144V188H143ZM143 190H141V191H143ZM106 191V190H105ZM149 191H150V189H149ZM172 191H174V190H172ZM172 191H171V193H168V194H170L171 196L175 193H172ZM65 192V193H64ZM80 192V194L78 195V194H76V193H79ZM165 192V191H164ZM179 192H181V191H179ZM134 193V192H133ZM164 194V193H163ZM166 194V193H165ZM167 194V196H169ZM178 194H181V193H178ZM5 195H6V190H5V188H3V189H1V186H0V202H3L4 201V199H5ZM58 195V196H59ZM98 195L99 196H102V197H100V198H102L101 200L99 199V197H98ZM57 196V197H58ZM95 197V200H93V199H88L89 197ZM123 196V197H122ZM171 196H169L168 198L170 199H172V197ZM173 196H175V194L173 195ZM98 197V201H97V198ZM120 197H122L121 199H119ZM166 198V197H165ZM164 198V199H165ZM167 198V199H168ZM174 198V197H173ZM55 199V198H54ZM63 199V200H62ZM123 199V200H122ZM62 200V201H61ZM175 201V200H174ZM172 202V201H171ZM176 202H177V200H176ZM12 203V202H11ZM27 203V202H26ZM157 203V202H156ZM160 203H161V201H160ZM56 204V206H58ZM36 205L37 206H39V204L38 203H36ZM4 205H2V207H3ZM25 206H26V204H25ZM172 206V207H171ZM12 207V206H11ZM254 211H257L261 216H262V219H263V224H262V229H264V195H262L261 197H260V200H259V202L254 206V209H253ZM16 211V214L17 215H21L22 213H23V211H22V209H20V210H15ZM8 216V214H6L5 212H3V214L0 216V221L1 220H3V219H5V217H7ZM171 216H173V217H171ZM177 217H176V219H177ZM175 219V218H174ZM66 220V221H65ZM137 221H141V223H136ZM163 221V222H162ZM178 221V220H177ZM176 220H175V223L177 222ZM10 222H14V221H10ZM162 222V224L160 225V223ZM0 224H1V222H0ZM12 226L14 225V224H11ZM89 225H91V226H89ZM93 225V226H92ZM160 225V226H159ZM45 224H42L41 225V230L40 231H44L45 230ZM90 227H95L96 228V231L93 233V234H90L89 232H90ZM123 227V228H122ZM127 227V228H126ZM5 228V227H4ZM3 228V229H4ZM94 228V229H95ZM120 228H122L123 230H121ZM173 228V229H174ZM92 230H93V228H91ZM89 230V231H88ZM119 230H121L120 232H119ZM124 230V231H125ZM61 231V232H62ZM126 231V232H127ZM174 231V232H175ZM60 233V232H59ZM92 233V232H91ZM144 235H146V234H144ZM178 235H181V234H178ZM182 235V236H183ZM211 239V238H210ZM47 238L45 237V236H41V238L39 239V240H37L38 242H37V244H36V247H38V248H41V247H43V246H45L46 244H48V242H47ZM191 240H192V244H194V248H193V250L191 251V250H189L190 248H188V247H190L191 246ZM162 241H165L164 243H161ZM28 244V242H26V241H23V240H19L18 242H16V243H13V244H10L9 246H7V247H3L2 249H0V255L2 254L3 255V257L5 256V259L7 260V261H9L11 264H15V263H13V262H11V259H12V256L14 255V254H17V253H24V252H26L27 250H25V248H26V245ZM172 247H174V245L172 246ZM39 250V249H38ZM172 256L168 253V255H167V258L168 259H170ZM147 257H145V255L143 256V260L144 259H146ZM155 258H157V257H153V259H155ZM106 261H107V263H106ZM47 262V260H45L43 263H46Z\"/></svg>", "mask_w": 264, "mask_h": 264}]
</instances>
